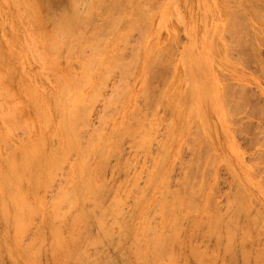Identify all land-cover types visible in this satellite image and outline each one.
<instances>
[{"label":"rangeland","instance_id":"1","mask_svg":"<svg viewBox=\"0 0 264 264\" xmlns=\"http://www.w3.org/2000/svg\"><path fill=\"white\" fill-rule=\"evenodd\" d=\"M73 1L74 0H35V1L34 0H0V43H1V45H0V54H1L0 58L3 59V60L0 59V113H1L0 114V160H1L0 161V178L1 177H2V179L5 178V180H2L0 182V203L3 204V202L5 200H8L9 198L11 200L12 199L14 200V197L17 198V195L19 193H20V196H22V193H23V196H22L23 198H20V200H18V203L16 201L15 204L20 207V204L24 203L23 206L21 205L22 206L21 209L23 208V210H24L26 208L24 210V212L26 211V214H25L23 212V210H21L22 212L18 211V209H19L18 206L16 207L17 209L14 207L16 205L14 204L13 200H12L13 202H9V203L6 201L9 206L6 205V202L4 204L6 207L8 206L11 211L10 210L8 211V208L5 209L4 206L0 204V206L3 207L4 211H8L10 213V214H8V215H10L8 217L10 219L9 220L6 218L7 215L5 216V214H7L8 212L3 213L2 210H0V264H17V263L18 264H33L35 262H36L35 264H38L39 260H40V264H56L58 259L60 260V263L59 262L58 263L62 264V261L64 260L63 257L66 258V260L63 261V263H65V264H77V263L83 264V262H84V264H150V263L151 264H159L160 261H161L160 264H176L175 261L177 262V264H256L257 262L260 263L261 261L264 263V255L262 254V253H264L263 252L264 251V123H263L264 122V7H263L264 1L263 0H261V1L260 0H237V1L236 0H230L228 2V0L227 1L226 0L225 1L224 0H220V1L219 0H151V2L148 3L150 0L149 1L147 0V3L149 4V8H150L149 10H151V12H149V10L148 11L146 10L148 8V7L146 8L147 3H145V7L143 8L142 1L146 2L145 0L139 1V5H140V6L138 5L139 9L137 6L138 0H130V2H129V0H127V2H126V0H114V1L113 0H99L101 3L98 0H80V1L75 0L74 3H76V2L79 3L78 4L79 7H77L78 6L77 3H76V7H75ZM117 1H118V3H117ZM112 2H113V4L111 5ZM114 2H116V3H114ZM128 2H129V4H128ZM152 2H154V3H152ZM91 3L93 4L92 6H91ZM133 3H134V5H133ZM241 3H243V4H241ZM97 4H99V6ZM227 4L229 5L230 8L228 7ZM71 5H73L74 10H73V7ZM22 6H23V9H22ZM88 6H89V8H88ZM135 6H137V9L139 11H141V10L145 11L146 10L147 12L150 13V14L149 13L146 14V11H145V14H146L145 15L144 12L142 13V11L141 12L138 11L139 13H142L139 15V16H141L142 22L139 21L140 17L137 16L138 12H136L137 9L135 8ZM141 6L143 9L140 10ZM91 7H93V9H91ZM94 7L98 8V9H95ZM121 9H124V11ZM227 9H228V11H227ZM87 10H89V11H87ZM120 11L122 14L120 13ZM223 11L224 12L227 11V12L224 13ZM66 12L68 13L69 17H72V16H70L71 14H73V15L77 14V16L79 15V18H77V16H76V18L72 17V20H70L71 18L69 19V17H67L68 19H66V20H69L68 22L74 21L73 18L76 21L78 19H80V22H81V20H82V18H84V16H86L84 19H86V18L87 19L91 18V19L87 20L86 22L82 21V22H84V24L81 22L82 26H81V24L79 25V22H76V21L70 22L71 24L68 27L69 23L67 21H64L65 20L64 18H66V16H67ZM69 12H70V14H69ZM88 12H89V14H88ZM78 13H80V14H78ZM95 13H97L98 15ZM134 13H137L135 15L139 18L135 17ZM63 14H64V16H63ZM85 14H87V15H85ZM110 14H111L112 18L109 17L110 18L109 19L108 15L110 16ZM228 14H229V16L230 15L231 16L229 17ZM122 16L123 17L125 16V17L123 18ZM131 16L135 18L134 21L131 20V18H132ZM226 16H228V17H226ZM61 17H64V18L61 19ZM117 17H119V18L122 17V19L121 18L119 19ZM125 18H126V20H124ZM58 20H60V22ZM62 20L65 23L67 22V24H65ZM109 20H110V22H109ZM130 20L132 21V23L134 22L136 25L138 24L137 25L138 27L134 26L135 27L134 28L133 27L134 23L131 25ZM136 20H138L139 22H137ZM229 20H230V22H229ZM88 21L90 22L89 24H88ZM62 22L65 25V27L63 26L64 27L63 30L61 29V27H62L61 24H63ZM55 23L57 24V27H56ZM73 23H75V24H73ZM85 23L88 25L87 28H86ZM95 23H96V25H95ZM226 23H227L228 29L225 28ZM13 24H14V26H13ZM92 24H94L95 26ZM102 24H103V26H102ZM114 24H115V26H113ZM118 24H120V25H118ZM128 24L132 26V29ZM111 25L115 29L112 28ZM116 25L118 27H116ZM152 25H154L153 26L154 28L152 27ZM229 25H231V26H229ZM36 26H38V28H36ZM77 26H79V27L77 28ZM93 26H94V28H93ZM139 26L141 28L140 30L143 29L142 31H139V29H138ZM247 26H249V28ZM75 27L78 29V31H77V29L76 30L71 29V28H75ZM101 27H102V29H101ZM69 28H70V30H74V32L69 31V33H65L66 31L69 30ZM80 28H81V30H80ZM98 29H100L101 31H99ZM108 29H109V31H107ZM225 29L227 31H225ZM229 29H230V31H229ZM54 30H56L55 31L56 33L54 32ZM132 30L133 31L135 30V32H133ZM61 31L65 33L66 37L64 34L61 35V33H62ZM92 31H93V33H92ZM97 31H98V33H97ZM224 31L227 32L228 34L227 33L225 34ZM128 32H130V33L133 32L134 34L133 33L130 34L129 35L130 37H129ZM251 32H252V35H251ZM54 33L56 35L57 41L55 39H54L55 41H53V38H55V36H53ZM119 33L122 34L124 42H123L122 38L120 37L121 35ZM123 33H125V34H123ZM49 34H51V35H49ZM67 34L68 35L70 34V35L68 36ZM85 34H86V36H84ZM90 34L92 35V39H91ZM63 35H64L66 43L64 42V38H62V40H63V44H62L61 38L59 36L63 37ZM125 35L128 36L127 39L129 41L127 40L125 42V40H126V39H124V37L126 38ZM118 36L120 39V40L118 39V41H120V43H119L120 45L117 43L118 41L116 40ZM51 37H52V42H54L53 44H51L54 46V47L52 46L53 50L55 49V47H57V45L56 46L54 45L55 42H57V43L61 42L60 47L62 45L63 48L62 47L60 48L59 44L57 47L59 49L60 53L56 52V51L53 52L50 49L51 47L49 46V44H50L49 40H51ZM81 37H84V38H81ZM93 37L95 39H98V37H101V42H100V40H99V42L96 40L98 42V44L100 43L101 48L99 47V45L97 43H95L96 41L94 40ZM115 37H116V39H115ZM46 38H48V39H46ZM223 38H225V39H223ZM105 39H107V40L105 41ZM168 39H169V42H167ZM92 40L95 41V42L93 41V43H95L93 45H92ZM114 40H116V41H114ZM121 40L123 43H121ZM90 41H91V43H90ZM102 41H104L105 44ZM171 41H173V42H171ZM228 41L231 43H229ZM73 42L76 43L75 44L76 46L74 45ZM159 42H160V44H159ZM46 43L48 45H45ZM139 43H141V44H139ZM142 43H144V44H142ZM232 43H234V44H232ZM12 44H14V45H12ZM112 44L113 45L115 44V45L113 46ZM117 44L120 47H122V46L123 47L119 48V46H117ZM229 44H230V46H229ZM87 45H88V47L89 46L90 47L87 48ZM94 45L96 47L97 46L99 47V48L97 47V51H99L98 52L99 56H100L101 51H102L101 49H103V51H102L103 56L101 55L102 57H99L98 54L94 52V50H95V49H93V48H95ZM126 45H128V46L126 47ZM217 45L220 46L221 48L218 47ZM48 46L50 48H48ZM64 46H65V48H64ZM115 47H116V49H115ZM228 47H229V49H228ZM139 48H141V49H139ZM49 49L51 50V52H49ZM58 49H57V51H58ZM69 49H71L72 51ZM98 49H100V50H98ZM120 49H122L123 52H121L122 50H120ZM151 49H152V51H154V49H155V52H153L154 54L152 53ZM157 49H159L158 50L159 53H158ZM1 50H3L2 51L3 54L1 53ZM114 50H116V51H114ZM117 50H119V51H117ZM134 50H136V51L134 52ZM47 51L53 57V59L51 57H49L50 56L49 54L47 55V53H48ZM137 51H139V52H137ZM67 52H70L72 56L69 55L70 53L66 54ZM110 52H112L113 54ZM116 52H118L119 54H117ZM136 52H137V55H136ZM146 52H147V55H146ZM54 53H55V55H52ZM91 53L92 54L95 53L97 55V57H96L94 54V56L96 57V58L94 57L96 59L94 61V63L92 62L94 59L92 60L89 58V57H91ZM115 53L118 56V59H119L118 61L123 62V63L120 62V64H122V66L119 65V67H118V64H119L118 63V64H116L117 66L114 67L115 64L111 63V62H113V60H115L117 58V56H115ZM110 54L112 56H114L115 59L112 58V56ZM155 54L157 56H155ZM2 55H4V56H2ZM158 55L160 57H158ZM107 56L108 57L111 56L110 59L112 58V60L106 59ZM135 56L140 57L139 63H138V59H137L138 57L135 59ZM143 56H144V58H143ZM146 56H148V57H146ZM120 57L122 59H120ZM152 57L154 58V60H155V57H157L158 59H156V61H153ZM47 58H49V59L51 58L50 61ZM54 58H55V60H54ZM64 58L66 60H64ZM71 58H73V59H71ZM88 58H89V65L87 64ZM92 58H93V55H92ZM99 58H101L102 60ZM97 59L100 60V63H98V64H97V62H99V60H97ZM237 59H238V61H237ZM81 60H82V62H81ZM151 60L153 62H155L154 63L155 66H152ZM157 60H158V62H157ZM159 60H160V62H159ZM115 61H117V60H115ZM66 62H68V63H66ZM104 62H105V64H104ZM124 62L126 63L127 68L131 67L128 64L129 62L134 67H131L130 69L126 68V70H124L125 69L124 68L125 67ZM143 62H144V64H143ZM52 63H54V64H52ZM12 64H14V65H12ZM93 64H94V66H93ZM100 64H102V65L97 66ZM127 64H128V66H127ZM11 65L13 67H9ZM87 65L93 66V68L92 67L89 68ZM123 65H124V67H123ZM95 66H97L98 69H94V68H97ZM111 66H112V69L110 68ZM149 66L150 67L152 66V67L148 68ZM60 67H63V68L61 69ZM122 67H123V71H122ZM135 67H136V69H135ZM170 67H171V69H170ZM13 68H14V70L15 69L16 70L15 71L11 70ZM91 68L93 71L95 70L94 73L93 72L91 73ZM108 68H110V69H108ZM107 69L110 72V73L108 72V74L106 72V71H108ZM149 69H150V72H148ZM112 70H113V72H112ZM16 71H17V73H16ZM58 71H60V72H58ZM63 71H65V72H63ZM82 71H83V74L81 73ZM118 71H120V72H118ZM123 72H125V73H123ZM81 74L82 75L85 74V75L82 76ZM131 75H133V76H131ZM72 76H75V77H73L74 79L72 78ZM102 76H105V77L103 78ZM120 76H122V77H120ZM145 76H146V78H145ZM179 78H180V80H179ZM65 79H66V81H65ZM72 79L74 81H72ZM145 79L147 80V84H146ZM38 80H40V81H38ZM62 80H64V81H62ZM79 80L84 81V82H80ZM78 81H79V83H78ZM86 81H89V82L86 83ZM101 81L103 84L100 83ZM73 82H75V83H73ZM164 82H165V86H163ZM145 84L147 85V87L150 90L146 87ZM26 85H27V87H26ZM83 86L84 87L86 86V87L84 88ZM65 87L67 89H65ZM80 88H81V91H79ZM163 88H164V91H162ZM117 89H118V91H115ZM141 89L143 90L144 94H146V95H144L143 93L141 95V92H142ZM94 90H95V92H94ZM121 91H124V95H122ZM147 91H148V93H147ZM62 93H64L63 95L66 99L68 98L67 100L64 97H62ZM73 93L74 94L76 93L78 95H74ZM161 93H163V94L161 95ZM72 94L74 97L75 96L76 97L74 98L72 96ZM66 95H67V97H66ZM94 95H96V96L94 97ZM77 96H78V98H77ZM71 97H73L72 98L73 100L69 99ZM55 98H57V99H55ZM76 99L80 104L78 102H72L74 100L76 101ZM147 99H148V101H147ZM184 99H185V101H184ZM31 100H33V102ZM54 100H56V101L58 100V101L56 102ZM111 100H113V101L115 100V102H112ZM12 101H14V102H12ZM34 101H35V103H34ZM89 101H90V103H89ZM25 102H27V103H25ZM62 102H63V104H62ZM71 102L73 103L72 106H71ZM182 102H184V104ZM65 103L66 104L70 103L69 104L70 107L67 106V108H65ZM85 103L86 104L89 103V104L86 105ZM107 103H108V105L105 106ZM175 103L177 104L176 106H175ZM180 103H182L183 105ZM58 104H59V106H58ZM109 104L112 107H109ZM73 105H75V106H77V105L82 106L83 105V109H82V107L79 108L77 106L79 108V110H82V111L79 112L77 107L74 109L75 106L73 107ZM235 105H237V106H235ZM33 106H34V108H33ZM61 106H62L61 109L57 108V107H61ZM85 106H86V108H85ZM88 106H90L91 108H89ZM63 108H65V111ZM70 108H72L75 111L78 110L79 113L78 112H75V113L76 114L78 113V116H79V114H81L80 115L81 118H80V116L79 117L77 116V118H76V114L73 113V111L71 112V114L73 113L71 115L72 116L71 117L69 112H68L69 110L70 111L72 110ZM87 108H88V110H87ZM55 109H56L57 113L55 112ZM66 109H69V110L66 111ZM60 110L63 111V115L65 116V118H66V115L68 117L67 119H64V121L62 119V112ZM84 110H86L87 112ZM59 111L61 112V114ZM89 111H90V113H89ZM37 112H38V114H37ZM64 112H66V114H64ZM41 113H43L44 115H42ZM131 113L133 114L134 117H132ZM74 115H75V117H74ZM84 115L87 118L86 117L83 118ZM128 115L129 116L131 115V116L129 117ZM153 115H154V117H153ZM43 116L46 119L43 118ZM69 116L71 118H69ZM138 116L142 119L143 123L139 122L141 119L139 120ZM73 117L76 118L77 120L76 119L74 120ZM42 118H43V121H42ZM102 118H104V119H102ZM127 118L129 120H127ZM136 118L138 119V121ZM68 119H70V121H68ZM134 119H136V120H134ZM44 120H45V122H44ZM143 120H145V121H143ZM147 120H148V122H147ZM12 121H14L15 123H13ZM76 121H78V123ZM100 121H101V123H100ZM103 121L104 122L106 121V124ZM156 121L158 124L156 123ZM159 121H160V123H159ZM74 122H76V125L80 126L79 127V128H81V129H79L80 133L78 132V128L76 125L75 126H76L77 130L75 128H72ZM84 123H85V126H84ZM66 124L71 125V128L75 129V131H77L76 134L78 136L74 137V135H76V134H74L75 132L73 133L72 129L71 128L69 129V127H68L69 125H66ZM101 124H102V126H100ZM125 124H126V126H125ZM141 124H143L144 126ZM45 125H47L48 127ZM64 125H66V126H64ZM104 125H106V126H104ZM148 125H150L151 129H149ZM42 126H44L45 128H43ZM60 126H62L64 128H61ZM127 126H129V127L127 129H124ZM130 126H132V129ZM136 126H139V127L135 128ZM168 126H170V127H168ZM173 126H175V127H173ZM17 127L20 129H18ZM144 127L146 129L148 128L149 131L145 130ZM200 127H201V129H200ZM133 128H135V130H133ZM140 128H141V130L143 128V130L141 131ZM172 128H173V130H172ZM58 129L60 130V132ZM63 129L64 130L68 129L69 132L71 130V133H67V134H70L72 137H70V135H68V137H69L68 138L67 134L65 132H62ZM99 129H101V130L99 131ZM124 130H126V131H124ZM136 130H138V131H136ZM150 130H151V134H150ZM153 130H155V131H153ZM65 131L68 132L67 130H65ZM91 131H92V134H91ZM93 131L96 132V134H97L96 136H98L96 138L97 140L95 139V134ZM133 131H134V133H133ZM190 131H191V134H188V133H190ZM81 132H82V134H81ZM129 132H131V133H129ZM142 132H144L143 134H145V135H143ZM195 132H197V133H195ZM46 133H48L49 135ZM127 133H129L127 136H123V135H126ZM137 133L139 134V136ZM56 134H57V136H56ZM146 134H148V135H146ZM54 135H55V137H53ZM188 135H189V137H188ZM191 135L192 136L194 135L193 136L194 138L191 137ZM200 135H201V137H200ZM114 136L117 139H115ZM141 136L143 137V139ZM145 136H147V137L145 138ZM1 137H3V138H1ZM77 137L79 140L75 139L76 140L75 142L78 143V141H80L79 142L80 144L78 143V144L73 145V146H75L74 147L75 150L77 148L76 151L71 150L72 149L71 143H73V141H74V140H71V138L73 139V138H77ZM150 137L152 138L151 139L152 142L149 139ZM49 138H51V139H49ZM66 138H68L69 141H66V140H68ZM81 138H82V140H81ZM87 138H89V139L91 138L92 140H89ZM101 138H102V140H101ZM136 138H138V139H136ZM147 138H148V140H147ZM180 138H181V140H180ZM1 139H3V141H1ZM119 139H121L122 141L120 142ZM139 139H141V141H139ZM43 140H45L46 143ZM70 140L72 142L70 143V146H69L68 142H70ZM85 140L89 142L88 145L92 143L93 147L90 146V149L91 148H93L94 150L97 149L96 151H98V152H96V154L94 153V155H93L91 153L94 152V150L93 151L90 150L91 151L90 152L91 156H90L89 152L87 151L88 156H87V154H85L86 156L82 157V158H85L86 160L88 159L87 162H89L88 163L89 166L88 165L87 166L89 168L85 167L86 168L85 169L83 167V169H81L82 166H85L87 164V162H86V164H84V162L86 160L83 161V159L81 157H79L80 153H81V155L83 154V156H84V153H86L84 151L85 148L82 145V144H84V145L86 144ZM115 140H117L118 142L116 143ZM136 140H138L140 142V143L138 142V146H137V144H135V143H137ZM154 140H155V142H154ZM56 141L58 144L56 143ZM81 141H83L84 143ZM90 141H91V143H90ZM93 141L94 142L97 141V143H94ZM205 141H207V142H205ZM119 142H120V144H119ZM132 142H135V143L133 144ZM141 142H144L143 145ZM7 143H9V144H7ZM148 143H149V146H148ZM186 143H187V145H186ZM40 144H42L43 146ZM95 144H96V146H95L96 149L94 148ZM114 144H116V145L119 144L120 146L119 145L117 147H116V145L112 146ZM139 144H141L140 147H139ZM159 144H161V145H159ZM7 145H9V146H7ZM10 145H12V146H10ZM77 145H80L79 148ZM88 145H87V147H88ZM104 145H106V146H104ZM38 146L40 147L39 154H41V155H39V154L38 155L44 156V154L46 153L47 154V155L45 154L46 157L42 156V157H39V159H37L38 155H35V154L38 153V151H39ZM41 146H42V148H41ZM141 146H143V147L148 146V147H146V149L144 147V149L142 150ZM187 146H188V150H187ZM67 147L71 148L70 151H68V152L66 151V150H69V149H66ZM80 148H81V152H80ZM111 148H112V150H111ZM53 149H55V151ZM113 149H114V152H110V151H113ZM196 149H198V150H196ZM9 150H10V152H12V151L13 152L10 154L8 152ZM33 150L34 151L37 150V152H35L33 154V152H34ZM52 150L54 153L52 152ZM87 150H88V148H87ZM49 151L51 152V154ZM72 151H74L75 153H73ZM27 152H29V153L27 154ZM100 152L102 153L101 154L102 156L100 155ZM22 153L24 156H22ZM29 154L30 155L32 154L31 155L32 157L36 156L37 158H33L32 159L33 161H32L31 157L29 158V156H30ZM11 155H13V156H11ZM49 155H50V157H49ZM51 155H53V156H51ZM112 155H114V156H112ZM259 156H261V157H259ZM22 157H24V158H22ZM26 157H28V160ZM86 157H88V158H86ZM43 158L47 159V160L45 161ZM48 158L50 160H48ZM21 159L25 160V162L26 161H28V162L25 163ZM34 159H36V160L34 161ZM53 159H55L56 161ZM79 159H80V161L82 159V161L80 163L83 162L84 165L83 164L81 165L79 163V161H78ZM261 159H263V160H261ZM30 160L33 162V165H32V162H29ZM103 160H105V161H103ZM1 162H3V163H1ZM15 162H16V164H15ZM76 162L79 164V166L80 165L81 166L79 167ZM161 162H163L162 165H161ZM20 163H22L24 165L26 164L25 168L23 167L22 164L20 165ZM28 163L31 164L33 167L31 165H29ZM61 163H64L63 167H62ZM10 164H12V165H10ZM14 164L20 166L19 169L17 167L18 174H20L19 176H17L18 174H17V171L15 169L16 166H14ZM40 164H42L43 166H41ZM28 165L32 168V170L30 167H28ZM38 165L41 167L39 168ZM207 165H208V167H207ZM57 166H59L60 168ZM51 167H52V170H50ZM78 167H79V169H77ZM104 167H105V169H104ZM146 167H147V169H146ZM37 168H39V170ZM57 168H59V169H57ZM22 169H24V171H27L24 174L25 176L23 178L24 179L23 181H22L23 175L21 173H24V172L22 171ZM26 169H28V170H26ZM99 169L102 170L101 173H100ZM162 169H163V171H162ZM19 170H21V171L19 172ZM49 170H50V172H49ZM84 170H85V173L87 171H88V173L87 174L83 173ZM148 170H149V172H148ZM158 170L161 173H159ZM3 171H5V172H3ZM31 171H33L34 174H32ZM45 171H47L49 173H51L53 171L54 172H53V174H51V177H49L50 175H48V173ZM194 171L196 172V175H195ZM30 172L32 175L30 174ZM81 172H82V174H81ZM2 173L6 174V175H4ZM26 173H29V174H26ZM37 173H39V174L44 173L43 175H45L46 180H44L45 179L44 176H41L42 180H38V182L36 183L35 179H37L38 177L35 178V176H37ZM134 173H135V175H134ZM98 174H99V176H98ZM101 175H103V176H101ZM115 175H116V177H115ZM33 178H35L34 179L35 181L33 180ZM48 178L50 179V181ZM91 178H93V179H91ZM193 178L196 181H193ZM19 179H20L21 184L19 182ZM127 179H128V181H127ZM167 179H168L169 183L167 182ZM16 180H17V182H16ZM43 180L46 182V184H44L45 182L44 183L41 182L42 184H40V186H41L40 187L38 185V183H40V181H43ZM100 180H101V182H100ZM6 181H8V182H6ZM34 182L40 187L41 190L39 189L38 186L37 187L39 190L38 189H37V191L35 190L37 187L35 188ZM120 182H121V184H120ZM137 182H139V183H137ZM12 183L14 186L12 185ZM16 183L19 186H21L20 187L21 190H19L20 188L18 185H15ZM50 183H51V185H50ZM100 183L102 185H100ZM167 183H168V186H167ZM201 183H202V186H200ZM43 184H44V186H43ZM182 184H183L184 188L182 187ZM191 184H192V188L195 187V188H193V191H192V188L190 186ZM103 185H104V187H103ZM188 185H189V187H188ZM11 186H12V188H11ZM45 186L48 188H46ZM95 186H97L99 188V190L97 188L98 191H96ZM101 186L103 189L100 188ZM44 187L48 190L44 189ZM134 187H136V188H134ZM198 187H200V188H198ZM93 189H95V191ZM114 189H117V190H114ZM135 189H138V190H135ZM181 189H183V190L181 191ZM200 189H201V191H199ZM166 190L168 191L167 193H166ZM212 190H213V192H212ZM13 191H14V193L16 191V196H14L15 194L13 193ZM82 191L85 193H87V191H88V193H91V194L93 191V193H99V194H92V195L89 194V195H91V196H89L87 193V195L85 196L84 195L85 193L82 194ZM102 191H103V193H101ZM174 191H176V192L178 191V192L175 194ZM190 191H192V192H190ZM233 192H234V194H233ZM179 193H180V196L176 197V195L177 194L179 195ZM198 193H200V194H198ZM100 194H102V195L100 196ZM165 194H167V196ZM170 194H172V195H170ZM3 195H4V197H3ZM56 195H57V197H56ZM82 195H84V196H82ZM93 195L94 196L96 195V200L92 199V198H94ZM187 195L190 197H188ZM194 195H196V196H194ZM211 195H212V197H210ZM99 197L101 199H99ZM171 197H173V198H171ZM174 197H176V202H175ZM3 198H4V200H3ZM178 198L181 199V201H179L180 204L182 203L181 205L177 201ZM10 199L8 201H10ZM17 199H19V196ZM21 199H23L24 202L19 203L21 201ZM56 199L63 201V203L65 200V203L63 205L61 203L62 207H59L60 206L59 202H61V201L56 200ZM102 199H103V201H102ZM171 199H173V200H171ZM82 200L84 203H82ZM88 200L89 201L92 200V202H93V200H95L93 202L94 204H92V202H89ZM1 201H3V202H1ZM38 201H39V203H38ZM56 201H58V202H56ZM171 201H173V203H176V204L178 202L179 205L178 204H177L178 206L176 205V208H178L180 206L178 208L179 210L176 209L178 211L175 210V208H174L175 205L171 204ZM25 202L27 205H25ZM88 202H89V204H88ZM95 202L98 205H96ZM115 202H117L118 204L120 203V205H117V203H115ZM169 202H170V205H169ZM10 203L12 204V206L14 205L13 206V209L15 208L14 210L11 208ZM28 203H29V206H28ZM69 203H71V204L74 203L75 205L77 204V206L72 207V205ZM99 203H100V206H99ZM183 203H184V205H183ZM51 204H52V206H53V204H54V206L56 205V207H58L57 208L58 211L59 210L62 211V209H63V211H62L63 213L60 211L59 213H62L60 215L58 213V211H56L58 213V215L56 214L57 215L56 216L55 214H53L52 210H51V209H53V207L51 206ZM166 204L169 206H167ZM91 205H95V207L91 206ZM115 205H116V207H115ZM213 205H215L216 207ZM69 206L71 209L69 208ZM97 206H99L101 209H103V211H104V209L108 210V212L104 211V213H103V211H101V209H99V207L97 208ZM171 206H174L173 207L174 211H173V209L170 210V208H172ZM185 206H187V207H185ZM194 206H196V209H194L195 208ZM50 207H52V208H50ZM156 207L158 209H156ZM163 207H168V209H166V208L164 209ZM37 208H39L41 211ZM85 208L88 211L90 209L92 211L97 209V210H95L97 213H93L92 211L88 212V211H86ZM154 208H155V210H154ZM210 208H212V209H210ZM28 209H30L31 214L33 213V215H35L33 220H32L33 216L29 213ZM31 209L32 210L34 209L33 210L34 212ZM48 209H49V211H47ZM54 209H55V207H54ZM206 209L208 212H206ZM15 210H17L15 213L17 216H18V212L22 213L21 215H19V217H21L24 214L22 217H24L25 221L27 220L26 221L27 224H25L24 220L22 218V222L24 223V225H26V227H23L24 225L22 226V224L19 220L20 225L23 227L21 229L25 228L24 230H21L18 225H17L18 228L16 226V229L13 228L14 226H12V225H16L15 221H17L16 220L17 217L15 218L16 215L14 214ZM37 210H38V212H37ZM110 210H112V211H110ZM164 210H169V212L170 211L171 212L167 213V211H164ZM187 210H189V211H187ZM190 210H193V211H190ZM80 211H82V212L86 211V215H84V213L83 214L81 213L83 216L80 214L82 216V218L86 217L89 219V217L91 215L90 219L86 220V218L85 219L81 218L78 220V218H77V220H76L77 216L81 217L78 215L80 213ZM27 212L32 217L30 215H28ZM53 212H55V211H53ZM67 212H68V214H67ZM87 212H88L89 217L87 216ZM91 212L93 214H95V216L92 215ZM112 212H113V215L115 217H111V216H113V215H111ZM173 212H176L175 214L177 216L176 215L174 216ZM213 212L215 213V215H218V216L221 214L220 215L221 220L218 219V222H219V220H220V222L219 223L217 222L216 225L213 224L214 225L213 227H216V228L212 229V225H210V224H212V221H213V223H215V218H216V216L213 214ZM1 213H2V215H1ZM109 213L111 216L109 215ZM190 213H191V215H190ZM12 214H13V216L15 215L14 218H13ZM102 214H104V215H102ZM168 214L169 215L171 214L170 215L171 217ZM26 215H28L26 218L30 217V218H28L29 222H28V219L25 218ZM50 215H54V216H50ZM163 215H165V216H163ZM167 215L169 216L170 219L173 218V224L171 223L172 225L169 224L170 219L168 218ZM2 216L6 218L5 221H4V219H1ZM55 216H56V218H54ZM61 216L65 217L64 220H61L63 223L57 222L58 219H62ZM106 216H109V218H110L109 219L107 217L108 221H104L105 219L107 220ZM210 216L211 217L215 216L214 220H213V218L210 219ZM229 216H231V217H229ZM237 216H239V219ZM98 217H100V218H98ZM103 217H104V220H103ZM174 217H178L179 220H177V218H174ZM235 217L238 221H235L236 220ZM18 219H20V218H18ZM54 219L55 220L57 219V220L54 221ZM74 219H75V222H74ZM113 219L115 222H113ZM166 219H168V221H166ZM203 219H205V220H203ZM231 219H232V221H231ZM6 220H8L9 222ZM12 220L13 221L15 220V221L13 222ZM46 220H48V221H46ZM50 220L52 221V223L50 222ZM206 220H208L210 223H208ZM53 221L55 223L60 224L59 229L61 227V232L63 229L62 234L60 232H59L60 234L59 233L54 234L55 237H56V235L59 234L58 239L60 241L62 240V242L59 241L61 245L63 244V242L65 240L64 244H66V246H67L66 242L70 241L69 239H72V237L74 235L78 234L77 237L78 238L81 237V239L79 238V240H78V238H76V240L73 239L74 244L76 241H78V242H76L75 245L71 244V242L73 243V240L68 242L70 244H68L67 249L70 247V250H66L65 249L66 246L64 244L62 245L63 247L60 245L61 248L59 245H57V243L55 244V242L58 239L55 238L53 236V233H51V232L59 231V229H58V227L55 228L57 224L53 223ZM80 221H81V223H80ZM100 221H101V223L102 222L104 223V224L103 223L102 224L100 223V224L105 229H101L102 227L100 228L101 225L98 224V222H100ZM150 221H151V223H150ZM164 221H166V222H164ZM176 221H178V222H176ZM201 221H204L203 222L204 224ZM230 221H231V223H230ZM233 221H235V222H233ZM3 222H5V223H3ZM167 222H169V223H167ZM174 222H176L178 225H176ZM10 223L11 224L13 223V224L11 225ZM28 223H30V224L28 225ZM43 223H45V225H43ZM76 223H77V227L75 226ZM200 223L202 225H200ZM225 223H226V225H225ZM51 224H52V226H51ZM70 224H71V226H70ZM72 224H74V225L72 226ZM89 224H92V225H89ZM111 224H114V226L113 225L111 226ZM164 224H165V226H163ZM245 224H246V226H245ZM27 225L30 227L27 228L28 227ZM64 225H65V227H64ZM79 225L82 227H80ZM117 225H119L118 226L119 228L117 227ZM146 225L147 226L151 225L150 229L148 227V229L150 230L149 233H146L148 230V229H146L147 228ZM166 225H169L168 227H171V226L174 227L175 226L177 230L176 231H175V229L172 230V227L170 229ZM219 225H221V226H219ZM228 225H230V226H228ZM198 226H199V228H198ZM210 226H211V228H210ZM52 227H54L55 229H53ZM72 227H74L73 230H71ZM75 227H76V229H75ZM44 228H45V230H44ZM83 228H86L85 231ZM99 228H100V230H99ZM152 228L154 229V232H157L159 234L158 237L160 236V238H161V236L163 235V238H166L164 240H163V238H161L164 242V244H163L164 248H162L163 246L156 247V249L162 248L161 251H160V249H158V251L164 252V253L163 252L160 253V256L158 255V257L160 259L158 257H155L159 253H157L158 251L154 247L158 246V245L160 246V243L162 242V240L161 239L157 240L158 237H157V239H155L154 235H156V233L153 232L154 235H152L153 236L152 238L157 240V241H154L153 244L155 242L160 241V240H161V242L158 243V245H153L154 247L151 245L152 242L150 241L151 238L149 237V235L153 231ZM51 229L55 230V231H52ZM214 229H216V230L213 231ZM244 229L246 231H244ZM69 230H70V232H69ZM81 230H83V231H81ZM101 230L103 232H104V230H108V231H106L107 234H106V232H104V234H103ZM159 230H161L162 234H160ZM247 230L248 231L250 230V232H248ZM73 231L76 234L72 233ZM88 231H89V233H88ZM205 231L206 232L209 231V232L205 233ZM65 232L67 233V236H65ZM164 232L166 235L164 234ZM176 232H178L177 238H179V239H177V238L175 239V237L177 235V234H175ZM212 232H214V233L217 232L218 234L217 233H216L217 235L214 233L212 234ZM226 232H228V233H226ZM243 232H244V234H243ZM70 233L73 235H71ZM15 234L18 236H14ZM68 234H70L71 236ZM168 234H169V236H168ZM174 234H175V237H174ZM19 235H20V238H18ZM108 235H110V236L108 237ZM138 235H139V237H138ZM164 236H166V237H164ZM241 236H243L244 238ZM4 237H5V241H4ZM14 237H17V239H19L21 241V242L19 241L20 242L19 245H16L17 240L15 241L16 238L14 239ZM41 237L43 238V240H45V243H44V241H42ZM53 237L56 239L55 242L53 241V240H55V239H53ZM61 237H62V239H61ZM63 237H64V239H63ZM69 237H71V238H69ZM88 237H89V241H88ZM92 237H93V239H92ZM146 237H148L150 239H147ZM170 237H173L175 239V241H173L174 240L173 238H172L173 240H171ZM231 237H233V238H231ZM94 238H96L97 240ZM66 239H67V241H66ZM82 239H85L86 242L83 241ZM138 239H140V240H138ZM169 239L171 240L170 242H169ZM244 239H246V240H244ZM137 240H138V242H137ZM166 240H168L167 241L168 242L167 247H165ZM243 240L246 242L244 243ZM39 241L40 242L42 241L43 244H41ZM146 241L148 244H146ZM228 241H230V242H228ZM13 242H15V243H13ZM31 242H33V243H31ZM79 242H80V245L78 244ZM149 242H151V243H149ZM241 242L243 243V245ZM137 243H139V244H137ZM3 244H7V245L5 246ZM54 244L57 245L58 247H56ZM32 245H33V247H32ZM71 245H73L72 248H71ZM140 245H141V247L137 248V246H140ZM151 246L156 250V253L154 252L155 250H151V248H152ZM169 246H170V248H169ZM173 246H174V248H173ZM8 247L11 249H9ZM14 247H16V248H14ZM83 247L84 248L87 247V248L84 249ZM25 248L28 250H25ZM56 248H58L57 253H55L57 251ZM144 248H146V249H144ZM34 249L38 252L36 253L34 251ZM59 249L61 251L62 250L63 251L62 252L60 251V253H59ZM74 249H75V251H74ZM82 249H84L83 250L84 252L82 251ZM138 249H141V250L139 252H137ZM142 249L147 251V253L145 251L144 252L146 253V256L148 255L147 256L148 258L146 256H142L143 255ZM148 249H150L151 251ZM164 249H165V251H164ZM167 249L169 250V252ZM180 249L182 252L180 251ZM8 250H10V251L8 252ZM65 250H66V252L68 251V253H65ZM170 250H171V252H170ZM247 250H249V251H247ZM53 251H54V253H53ZM141 251H142V254H141ZM17 252H19V253H17ZM49 252L50 253L52 252L51 254H53V255H51ZM77 252H79V253H77ZM148 252L151 253L150 255H153V256H150L148 254ZM153 252H154V254H153ZM172 252H174L175 254H173ZM71 253H72V256H71ZM81 253H83V254H81ZM136 253L141 254V256L136 254ZM199 253L202 254L201 258L199 256L200 255ZM245 253H247V254H245ZM26 254H27V256H26ZM55 254L58 257L60 256V258L56 257ZM258 254H259V256H260V254H262V256L259 257ZM37 255L40 259L37 257ZM79 255H81V256L83 255V256L80 258ZM137 255L139 257H137ZM19 256H21V258ZM25 256L28 257V259H26ZM33 256H35L36 259L33 258ZM73 256H75V257H73ZM161 256H162V258H161ZM202 256H204V257L202 258ZM11 257L12 258L14 257V259H10ZM140 257H141V259H139ZM149 257L150 258L152 257V258L149 259ZM262 257H263V259H262ZM31 258L33 260L35 259L34 260L35 262L33 260L31 261ZM72 258H74V259H72ZM22 259H23L24 263H23ZM37 259H38V261H37ZM199 259H201V260H199ZM139 260H140V262H139ZM156 260H158V262ZM29 261H31V263H29ZM95 262H97V263H95Z\"/></svg>","mask_w":264,"mask_h":264},{"label":"bare ground","instance_id":"2","mask_svg":"<svg viewBox=\"0 0 264 264\" xmlns=\"http://www.w3.org/2000/svg\"><path fill=\"white\" fill-rule=\"evenodd\" d=\"M34 1H35V0H34ZM74 1H75V0H74ZM74 1H73V3H74ZM79 1H80V0H79ZM98 1H99V0H98ZM113 1H114V0H113ZM139 1H140V0H138V4H137V6L139 5ZM141 1H142V0H141ZM145 1H146V2L142 1L143 8L145 7V3H147V0H145ZM148 1H149V0H148ZM219 1H220V0H219ZM224 1H225V0H224ZM226 1H227V0H226ZM229 1H230V0H228V2H229ZM236 1H237V0H236ZM260 1H261V0H260ZM263 1H264V0H263ZM30 2H31V1H30ZM93 2H94V1H93ZM99 2H100V1H99ZM126 2H127V0H126ZM129 2H130V0H129ZM129 2H128V4H129ZM131 2H132V1H131ZM133 2H134V1H133ZM143 2H144V3H143ZM150 2H151V0H150L148 3H150ZM221 2H222V1H221ZM241 2H242V1H241ZM76 3H77V2H76ZM76 3H74L75 7H76ZM83 3H84V2H83ZM89 3H90V2H89ZM100 3H101V2H100ZM100 3H99V4H100ZM102 3H103V2H102ZM107 3H108V2H107ZM114 3H116V2H114ZM117 3H118V1H117ZM134 3H135V2H134ZM134 3H133V5H134ZM136 3H137V2H136ZM148 3H147V4H148ZM152 3H154V2H152ZM152 3H151V4H152ZM225 3H226V2H225ZM225 3H224V4H225ZM28 4H29V3H28ZM31 4H32V3H31ZM78 4H79V3H77V5H78ZM99 4H97V5L99 6ZM109 4H110V3H109ZM112 4H113V2L111 3V5H112ZM147 4H146V8H147V7H148V8H147L146 10L148 11L150 8H149V4H148V5H147ZM224 4H223V5H224ZM241 4H243V3H241ZM29 5H30V4H29ZM88 5H89V4H88ZM92 5H93V4L91 3V6H92ZM125 5H126V4H125ZM160 5H161V4H160ZM227 5H228V4H227ZM71 6L73 7V5H71ZM119 6H120V5H119ZM137 6H135L136 9H137ZM139 6H140V5H139ZM139 6H138V9H139ZM77 7H79V5H78ZM102 7H103V6H102ZM155 7H156V6H155ZM225 7H226V6H225ZM228 7H229V5H228ZM263 7H264V6H263ZM88 8H89V6H88ZM88 8H87V9H88ZM94 8H95V7H94ZM100 8H101V7H100ZM120 8H121V7H120ZM123 8H124V7H123ZM143 8H142V6H141L140 10L143 9ZM229 8H230V7H229ZM22 9H23V6H22ZM70 9H71V8H70ZM91 9H93V7H91ZM95 9H98V8H95ZM124 9H125V8H124ZM124 9H121V10L124 11ZM138 9H137L136 12L139 11ZM14 10H15V9H14ZM71 10H72V9H71ZM73 10H74V7H73ZM89 10H90V9H89ZM89 10H87V11H89ZM118 10H119V9H118ZM146 10H145V11H146ZM225 10H226V9H225ZM66 11H67V10H66ZM123 11H122V12H123ZM141 11H142V13L144 12V14H145V11H144V10H141ZM141 11H139V12H141ZM147 11H146V14L149 13V12H151V10H149V12H147ZM215 11H216V10H215ZM227 11H228V9H227ZM227 11H226V12H227ZM229 11H230V10H229ZM79 12H80V11H79ZM95 12H96V11H95ZM126 12H127V11H126ZM139 12H138V15H137V16H139L140 14H142V13H139ZM223 12H224V11H223ZM226 12H224V13H226ZM60 13H61V12H60ZM63 13H64V12H63ZM66 13H67V12H66ZM72 13H73V12H72ZM85 13H86V12H85ZM92 13H93V12H92ZM120 13H121V11H120ZM241 13H242V12H241ZM14 14H15V13H14ZM69 14H70V12H69ZM78 14H80V13H78ZM82 14H83V13H82ZM88 14H89V12H88ZM90 14H91V13H90ZM95 14H97V13H95ZM112 14H113V13H112ZM121 14H122V13H121ZM135 14H137V13H134V15H135ZM146 14H145V15H146ZM149 14H150V13H149ZM230 14H231V13H230ZM39 15H40V14H39ZM47 15H48V14H47ZM74 15H75V14H74ZM74 15L71 14L70 16L76 18L77 14H76L75 16H74ZM85 15H87V14H85ZM97 15H98V14H97ZM152 15H153V14H152ZM55 16H56V15H55ZM59 16H60V15H59ZM63 16H64V14H63ZM82 16H83V15H82ZM106 16H107V15H106ZM106 16H105V17H106ZM126 16H127V15H126ZM137 16L135 15V17H137ZM228 16H229V14H228ZM228 16H226V17H228ZM230 16H231V15H230ZM230 16H229V17H230ZM243 16H244V15H243ZM14 17H15V16H14ZM37 17H38V16H37ZM45 17H46V16H45ZM53 17H54V16H53ZM67 17H69V16H68V13H67L66 18L61 17V19L64 18L65 20H64V19H63V20L68 22L69 20H66V19H68ZM72 17H69V19L71 18L70 20H72ZM85 17H86V16H84V18H85ZM92 17H93V16H92ZM102 17H103V16H102ZM109 17H111V14H110V16L108 15V18H109ZM115 17H116V16H115ZM122 17H123V16H122ZM122 17H120V18L122 19ZM124 17H125V16H124ZM124 17H123V18H124ZM131 17H132V16H131ZM139 17H140V18H139ZM139 17H137V18H139V21L142 22V21H141V16H139ZM149 17H150V16H149ZM261 17H262V16H261ZM23 18H24V17H23ZM58 18H59V17H58ZM77 18H79V15L77 16ZM84 18H82L81 22H82V21L86 22L87 20H90V19H91L90 17H89L90 19H87V18L84 19ZM93 18H94V17H93ZM93 18H92V19H93ZM111 18H112V17H111ZM117 18H119V17H117ZM120 18H119V19H120ZM137 18H136V19H137ZM153 18H154V17H153ZM245 18H246V17H245ZM257 18H258V17H257ZM55 19H56V18H55ZM109 19H110V18H109ZM134 19H135L134 17L131 18L132 21H134ZM150 19H151V18H150ZM225 19H226V18H225ZM228 19H229V18H228ZM241 19H242V18H241ZM63 20H62V21H63ZM73 20H74V21H70V22H75V21H76L74 18H73ZM104 20H105V19H104ZM111 20H112V19H111ZM113 20H114V19H113ZM116 20H117V19H116ZM124 20H126V18H125ZM131 20H130V21H131ZM58 21L60 22V20H58ZM58 21H57V22H58ZM64 21H63V22H64ZM106 21H107V20H106ZM121 21H122V20H121ZM132 21H131V23H130L131 25L134 23V22L132 23ZM136 21L139 22L138 20H136ZM136 21H135V22H136ZM226 21H227V20H226ZM22 22H23V21H22ZM37 22H38V21H37ZM55 22H56V21H55ZM59 22H58V23H59ZM63 22H62V23H63ZM67 22H66V23L64 22V23L67 24ZM70 22H68V23H69V24H68V27H69V25L71 24ZM76 22H79V25L81 24V26H82V23L84 24V22H82V23L80 22V19H78ZM97 22H98V21H97ZM97 22H96V23H97ZM103 22H104V21H103ZM109 22H110V20H109ZM118 22H119V21H118ZM118 22H117V23H118ZM229 22H230V20H229ZM231 22H232V21H231ZM50 23H51V22H50ZM64 23H63V24L60 23L61 26H62V27H61L62 30H63V28L65 27ZM89 23H90V22L88 21V24H89ZM96 23H95V25H96ZM120 23H121V22H120ZM150 23H151V22H150ZM153 23H154V22H153ZM9 24H10V23H9ZM25 24H26V23H25ZM55 24H56V23H55ZM73 24H75V23H73ZM77 24H78V23H77ZM85 24H86V23H85ZM111 24H112V23H111ZM115 24H116V23H115ZM115 24H114L113 26H115ZM121 24H122V23H121ZM141 24H142V23H141ZM141 24H140V25H141ZM231 24H232V23H231ZM33 25H34V24H33ZM35 25H36V24H35ZM37 25H38V24H37ZM92 25H94V24H92ZM95 25H94V26H95ZM118 25H120V24H118ZM128 25H129V24H128ZM131 25H129V26H130L131 29H132V26H131ZM137 25H138V24H137ZM137 25L134 23L133 27H134V26H137ZM142 25H143V24H142ZM225 25H226L225 28H227V23H226ZM243 25H244V24H243ZM13 26H14V24H13ZM63 26H64V27H63ZM75 26H76V25H75ZM87 26H88V25L86 24V28H87ZM94 26H93V28H94ZM99 26H100V25H99ZM102 26H103V24H102ZM111 26H112V25H111ZM111 26H110V27H111ZM113 26H112V28H114ZM123 26H124V25H123ZM153 26H154V25H152V27H153ZM229 26H231V25H229ZM229 26H228V27H229ZM39 27H40V26H39ZM56 27H57V24H56ZM78 27H79V26H77V28H78ZM83 27H84V26H83ZM105 27H106V26H105ZM116 27H118V26L116 25ZM130 27H129V28H130ZM137 27H138V26H137ZM141 27H142V26H141ZM150 27H151V26H150ZM247 27L249 28V26H247ZM36 28H38V26H36ZM77 28L75 27V28H71V29H75V30H76ZM88 28H89V27H88ZM112 28H111V29H112ZM122 28H123V27H122ZM122 28H121V29H122ZM129 28H128V29H129ZM134 28H135V27H134ZM153 28H154V27H153ZM153 28H152V29H153ZM217 28H218V27H217ZM4 29H5V28H4ZM8 29H9V28H8ZM55 29H56V28H55ZM96 29H97V28H96ZM101 29H102V27H101ZM114 29H115V28H114ZM119 29H120V28H119ZM125 29H126V28H125ZM138 29H139V31H142V30H143V29L140 30V29H141L140 26H139ZM227 29H228V28H227ZM230 29H231V28H230ZM230 29H229V31H230ZM233 29H234V28H233ZM244 29H245V28H244ZM34 30H35V29H34ZM52 30H53V29H52ZM80 30H81V28H80ZM98 30L101 31L100 29H98ZM116 30H117V29H116ZM123 30H124V29H123ZM231 30H232V29H231ZM55 31H56V30H54V32H55ZM69 31H71V32L73 31V32H74V30H70V28H69V30L66 31L65 33H69ZM77 31H78V29H77ZM107 31H109V29H108ZM132 31H133V30H132ZM137 31H138V30H137ZM225 31H227V30L225 29ZM225 31H224V32H225ZM229 31H228V32H229ZM232 31H233V30H232ZM61 32H62V31H61ZM61 32H60V33H61ZM130 32H131V31H130ZM130 32H128V36H129L130 34H132L133 32H135V30H134L132 33H130ZM224 32H223V33H224ZM233 32H234V31H233ZM52 33H53V32H52ZM55 33H56V32H55ZM55 33H54V35H53V36H55V38H53V41L56 40V35H55ZM58 33H59V32H58ZM65 33L62 32L61 35H62V34L65 35ZM79 33H80V32H79ZM92 33H93V31H92ZM97 33H98V31H97ZM105 33H106V32H105ZM108 33H109V32H108ZM219 33H220V32H219ZM226 33H227V32H225V34H226ZM77 34H78V33H77ZM113 34H114V33H113ZM119 34H120V33H119ZM123 34H125V33H123ZM133 34H134V33H133ZM227 34H228V33H227ZM230 34H231V33H230ZM16 35H17V34H16ZM46 35H47V34H46ZM49 35H51V34H49ZM49 35H48V36H49ZM64 35H63V37L59 36V37L61 38L62 44H63V40H62V38H64ZM67 35H68V34H67ZM69 35H70V34H69ZM69 35H68V36H69ZM72 35H73V34H72ZM90 35H91V34H90ZM95 35H96V34H95ZM95 35H94V36H95ZM101 35H102V34H101ZM105 35H106V34H105ZM120 35H121L120 37H121L122 40H123L122 34H120ZM139 35H140V34H139ZM217 35H218V34H217ZM251 35H252V32H251ZM57 36H58V35H57ZM84 36H86V34H85ZM96 36H97V35H96ZM99 36H100V35H99ZM109 36H110V35H109ZM125 36H126V38L124 37V39H126V40H125V42H126V41L128 40V39H127L128 36H127V35H125ZM49 37H50V36H49ZM65 37H66V35H65ZM129 37H130V36H129ZM131 37H132V36H131ZM141 37H142V36H141ZM162 37H163V36H162ZM256 37H257V36H256ZM81 38H84V37H81ZM93 38H94V37H93ZM99 38H100V39H99ZM108 38H109V37H108ZM108 38H107V39H108ZM230 38H231V37H230ZM15 39H16V38H15ZM15 39H14V40H15ZM46 39H48V38H46ZM54 39H55V40H54ZM75 39H76V38H75ZM91 39H92V35H91ZM107 39H105V41H106ZM115 39H116V37H115ZM118 39H119V36L117 37L116 40L118 41ZM223 39H225V38H223ZM67 40H68V39H67ZM67 40H66V41H67ZM73 40H74V39H73ZM76 40H77V39H76ZM76 40H75V41H76ZM94 40H95V41L97 40L98 42H99V40H100V42H101V37H98V39H95V38H94ZM94 40H92V45L95 44V43L98 44V42H97V41L95 42ZM112 40H113V39H112ZM116 40H114V41H116ZM119 40H120V39H119ZM122 40H121V43L124 42V40H123V42H122ZM238 40H239V39H238ZM23 41H24V40H23ZM37 41H38V40H37ZM56 41H57V40H56ZM77 41H78V40H77ZM93 41H94L95 43H93ZM128 41H129V40H128ZM11 42H12V41H11ZM46 42H47V41H46ZM49 42H50V44H49L48 42H47V43L49 44V46H50L51 48H50L49 46H48V48H50L53 52H54V51L59 52V49H58L57 47H58V44H59V47H60V43H61V42H60V43H59V42H58V43L55 42L54 45H55V46L57 45V47H55L54 50L52 49V46H53V45H51V44L54 43V42H52V37H51V40H49ZM64 42H65V38H64ZM102 42H104V41H102ZM167 42H169V39H168ZM171 42H173V41H171ZM228 42H229V41H228ZM242 42H243V41H242ZM47 43H46L45 45H48ZM56 43H57V44H56ZM65 43H66V42H65ZM73 43H74V42H73ZM83 43H84V42H83ZM90 43H91V41H90ZM90 43H89V44H90ZM111 43H112V42H111ZM115 43H116V42H115ZM117 43L119 44L120 41H118ZM137 43H138V42H137ZM137 43H136V44H137ZM153 43H154V42H153ZM229 43H231V42H229ZM75 44H76V43H74V45H75ZM97 44H96V45H97ZM104 44H105V42H104ZM104 44H103V45H104ZM118 44H117V46L120 45V44H119V45H118ZM125 44H126V43H125ZM125 44H124V45H125ZM139 44H141V43H139ZM142 44H144V43H142ZM159 44H160V42H159ZM232 44H234V43H232ZM0 45H1V43H0ZM12 45H14V44H12ZM45 45H44V46H45ZM81 45H82V44H81ZM98 45H99V47L101 46L100 43H99ZM112 45H113V44H112ZM114 45H115V44H114ZM114 45H113V46H114ZM150 45H151V44H150ZM38 46H39V45H38ZM40 46H41V45H40ZM75 46H76V45H75ZM78 46H79V45H78ZM94 46H95V45H94ZM117 46H116V47H117ZM127 46H128V45H126V47H127ZM134 46H135V45H134ZM159 46H160V45H159ZM217 46H218V45H217ZM229 46H230V44H229ZM233 46H234V45H233ZM53 47H54V46H53ZM61 47H62V45H61ZM61 47H60V48H61ZM82 47H83V46H82ZM89 47H90V46H89ZM89 47H88V45H87V48H89ZM97 47H98V46H97ZM97 47L95 46V48H93V49H95L94 52L97 53L98 56H99V53H98L99 51H97ZM99 47H98V48H99ZM103 47H104V46H103ZM103 47H102V48H103ZM116 47H115V49H116ZM122 47H123V46H122ZM122 47L119 46V48H122ZM149 47H150V46H149ZM218 47H220V46H218ZM231 47H232V46H231ZM231 47H230V48H231ZM234 47H235V46H234ZM238 47H239V46H238ZM241 47H242V46H241ZM45 48H46V47H45ZM45 48H44V49H45ZM62 48H63V47H62ZM64 48H65V46H64ZM69 48H70V47H69ZM91 48H92V47H91ZM100 48H101V47H100ZM136 48H137V47H136ZM220 48H221V47H220ZM50 49H49V52H51ZM57 49H58V51H57ZM74 49H75V48H74ZM79 49H80V48H79ZM81 49H82V48H81ZM139 49H141V48H139ZM146 49H147V48H146ZM160 49H161V48H160ZM216 49H217V48H216ZM228 49H229V47H228ZM24 50H25V49H24ZM45 50H46V49H45ZM69 50H71V49H69ZM98 50H100V49H98ZM101 50L103 51V49H101ZM109 50H110V49H109ZM120 50H122V49H120ZM132 50H133V49H132ZM158 50H159V49H157V51H158ZM2 51H3V50H1V53H2ZM19 51H20V50H19ZM71 51H72V50H71ZM71 51H70V52H71ZM78 51H79V50H78ZM102 51H101V54H100L99 57H102V56H103ZM104 51H105V50H104ZM114 51H116V50H114ZM114 51H113V52H114ZM117 51H119V50H117ZM135 51H136V50H134V52H135ZM139 51H140V50H139ZM139 51H137V52H139ZM151 51H152V49H151ZM160 51H161V50H160ZM162 51H163V50H162ZM164 51H165V50H164ZM234 51H235V50H234ZM47 52H48V51H47ZM49 52L47 53V55L49 54ZM70 52H67L66 54H68V53H70ZM84 52H85V51H84ZM121 52H123V50H122ZM121 52H120V53H121ZM137 52H136V55H137ZM141 52H142V51H141ZM153 52H155V49H154V51H152V53H153ZM223 52H224V51H223ZM4 53H5V52H4ZM21 53H22V52H21ZM59 53H60V52H59ZM62 53H63V52H62ZM71 53H72V52H71ZM71 53H70L69 55H71ZM95 53H94V54H95ZM106 53H107V52H106ZM106 53H105V54H106ZM110 53H112V52H110ZM116 53L119 54L118 52H116ZM116 53H115V56H117ZM158 53H159V51H158ZM233 53H234V52H233ZM2 54H3V53H2ZM14 54H15V53H14ZM33 54H34V53H33ZM78 54H79V53H78ZM94 54L91 53V57H89V58L92 59V60L94 59L93 61L91 60L93 63H94V61L96 60L95 58L97 57V55L95 54V56H96V57H95ZM107 54H108V53H107ZM112 54H113V53H112ZM140 54H141V53H140ZM153 54H154V53H153ZM153 54H152V55H153ZM156 54H157V53H156ZM156 54H155V56H157ZM17 55H18V54H17ZM49 55H50V54H49ZM52 55H55V53L52 54ZM64 55H65V54H64ZM89 55H90V54H89ZM92 55H93V58H92ZM101 55H102V56H101ZM110 55H111V54H110ZM121 55H122V54H121ZM146 55H147V52H146ZM0 56H1V54H0ZM2 56H4V55H2ZM60 56H61V55H60ZM65 56H66V55H65ZM71 56H72V55H71ZM111 56H112V55H111ZM111 56H109V57L107 56L106 59L109 60ZM141 56H142V55H141ZM153 56H154V55H153ZM161 56H162V55H161ZM230 56H231V55H230ZM230 56H229V57H230ZM241 56H242V55H241ZM241 56H240V57H241ZM49 57H51V58L53 59V57H52L51 55H50ZM55 57H56V56H55ZM66 57H67V56H66ZM84 57H85V56H84ZM94 57H95V58H94ZM133 57H134V56H133ZM137 57H138V56H135V59H136ZM146 57H148V56H146ZM158 57H160V56L158 55ZM9 58H10V57H9ZM51 58H50V59H51ZM56 58H57V57H56ZM86 58H87V57H86ZM89 58H88V60H87V62H88L87 64H88V65H89ZM112 58L115 59L114 56H112ZM112 58H111L110 60H112ZM124 58H125V57H124ZM143 58H144V56H143ZM175 58H176V57H175ZM0 59H2V58H0ZM47 59H49V58H47ZM50 59H49V61H50ZM62 59H63V58H62ZM71 59H73V58H71ZM99 59H101V58H99ZM99 59H97V60H99ZM120 59H122V58L120 57ZM137 59H138V63H139V59H140V57H138ZM152 59H153V61H156V59H158V58L155 57V60H154V58L152 57ZM167 59H168V58H167ZM2 60H3V59H2ZM54 60H55V58H54ZM64 60H66V59L64 58ZM82 60H83V59H82ZM82 60H81V62H82ZM101 60H102V59H101ZM115 60H117V61H115ZM115 60H113V62L110 61L112 64H115L114 67H116V66H117L116 64H118V63H119V64H118V67H119V65L122 66V64H120V62H121V63H123V62H122V61H118V60H119V59H118V56H117V58H116ZM126 60H127V59H126ZM143 60H144V59H143ZM240 60H241V59H240ZM75 61H76V60H75ZM151 61H152V60H151ZM153 61L151 62V64H152V66H155V64H154L155 62H153ZM237 61H238V59H237ZM241 61H242V60H241ZM47 62H48V61H47ZM51 62H52V61H51ZM53 62H54V61H53ZM58 62H59V61H58ZM81 62H80V63H81ZM85 62H86V61H85ZM116 62H117V63H116ZM136 62H137V61H136ZM157 62H158V60H157ZM157 62H156V63H157ZM159 62H160V60H159ZM7 63H8V62H7ZM12 63H13V62H12ZM66 63H68V62H66ZM98 63H100V60H99V62H97V64H98ZM124 63H125V62H124ZM145 63H146V62H145ZM1 64H2V63H1ZM52 64H54V63H52ZM84 64H85V63H84ZM95 64H96V63H95ZM104 64H105V62H104ZM112 64H111V65H112ZM128 64H129V66L134 67L133 65L130 64V62H129ZM128 64H127V66H128ZM143 64H144V62H143ZM149 64H150V63H149ZM153 64H154V65H153ZM172 64H173V63H172ZM240 64H241V63H240ZM6 65H7V64H6ZM12 65H14V64H12ZM12 65L9 66V67H13ZM40 65H41V64H40ZM48 65H49V64H48ZM61 65H62V64H61ZM61 65H60V66H61ZM65 65H66V64H65ZM88 65H87V66H88ZM90 65H91V64H90ZM101 65H102V64L97 65V66H101ZM159 65H160V64H159ZM93 66H94V64H93ZM93 66H88V67H89V68H90V67L93 68ZM97 66H95V67H97ZM136 66H137V65H136ZM141 66H142V65H141ZM152 66H151V67H152ZM172 66H173V65H172ZM52 67H53V66H52ZM56 67H57V66H56ZM65 67H66V66H65ZM65 67H64V68H65ZM72 67H73V66H72ZM85 67H86V66H85ZM118 67H117V68H118ZM123 67H124V65H123ZM123 67H122V71H123ZM131 67H130V68H131ZM151 67L149 66L148 68H151ZM3 68H4V67H3ZM60 68L62 69L63 67H60ZM92 68H91V73H92V72L94 73L95 70L93 71ZM100 68H101V67H100ZM110 68L112 69V66H111ZM110 68H108V69H110ZM124 68H125L124 70H126V68H127V67H126V63H125V67H124ZM130 68L128 67L127 69H130ZM172 68H173V67H172ZM56 69H57V68H56ZM94 69H98V67H97V68H94ZM108 69H107V70H108ZM115 69H116V68H115ZM135 69H136V67H135ZM135 69H134V70H135ZM170 69H171V67H170ZM11 70H14V68L11 69ZM15 70H16V69H15ZM15 70H14V71H15ZM99 70H100V69H99ZM151 70H152V69H151ZM153 70H154V69H153ZM155 70H156V69H155ZM8 71H9V70H8ZM69 71H70V70H69ZM130 71H131V70H130ZM147 71H148V70H147ZM11 72H12V71H11ZM58 72H60V71H58ZM61 72H62V71H61ZM63 72H65V71H63ZM74 72H75V71H74ZM103 72H104V71H103ZM106 72H107V74H108L109 70L106 71ZM112 72H113V70H112ZM115 72H116V71H115ZM118 72H120V71H118ZM127 72H128V71H127ZM131 72H132V71H131ZM148 72H150V69H149ZM153 72H154V71H153ZM170 72H171V71H170ZM178 72H179V71H178ZM13 73H14V72H13ZM16 73H17V71H16ZM55 73H56V72H55ZM81 73L83 74V71H82ZM86 73H87V72H86ZM109 73H110V72H109ZM121 73H122V72H121ZM123 73H125V72H123ZM151 73H152V72H151ZM151 73H150V74H151ZM10 74H11V73H10ZM14 74H15V73H14ZM51 74H52V73H51ZM82 74H81V75H82ZM95 74H96V73H95ZM154 74H155V73H154ZM171 74H172V73H171ZM18 75H19V74H18ZM84 75H85V74H84ZM84 75H82V76H84ZM104 75H105V74H104ZM121 75H122V74H121ZM148 75H149V74H148ZM14 76H15V75H14ZM82 76H81V77H82ZM122 76H123V75H122ZM122 76H120V77H122ZM131 76H133V75H131ZM171 76H172V75H171ZM171 76H170V77H171ZM179 76H180V75H179ZM179 76H178V77H179ZM20 77H21V76H20ZM52 77H53V76H52ZM70 77H71V76H70ZM73 77H75V76H72V78H73ZM81 77H80V78H81ZM86 77H87V76H86ZM88 77H89V76H88ZM102 77L104 78L105 76H102ZM124 77H125V76H124ZM148 77H149V76H148ZM170 77H169V78H170ZM103 78H102V79H103ZM129 78H130V77H129ZM145 78H146V76H145ZM175 78H176V77H175ZM19 79H20V78H19ZM21 79H22V78H21ZM73 79H74V78H73ZM73 79H72V81H74ZM81 79H82V78H81ZM81 79H80V80H81ZM83 79H84V78H83ZM86 79H87V78H86ZM107 79H108V78H107ZM125 79H126V78H125ZM147 79H148V78H147ZM149 79H150V78H149ZM170 79H171V78H170ZM51 80H52V79H51ZM80 80H79V81H80ZM89 80H90V79H89ZM145 80H146V79H145ZM151 80H152V79H151ZM179 80H180V78H179ZM38 81H40V80H38ZM62 81H64V80H62ZM65 81H66V79H65ZM79 81H78V83H79ZM103 81H104V80H103ZM121 81H122V80H121ZM4 82H5V81H4ZM80 82H84V81H80ZM87 82H89V81H86V83H87ZM168 82H169V81H168ZM178 82H179V81H178ZM178 82H177V83H178ZM17 83H18V82H17ZM32 83H33V82H32ZM55 83H56V82H55ZM65 83H66V82H65ZM69 83H70V82H69ZM73 83H75V82H73ZM100 83H102V81H101ZM28 84H29V83H28ZM80 84H81V83H80ZM84 84H85V83H84ZM88 84H89V83H88ZM88 84H87V85H88ZM102 84H103V83H102ZM126 84H127V83H126ZM126 84H125V85H126ZM146 84H147V80H146ZM146 84H145V85H146ZM166 84H167V83H166ZM59 85H60V84H59ZM61 85H62V84H61ZM66 85H67V84H66ZM69 85H70V84H69ZM96 85H97V84H96ZM123 86H124V85H123ZM129 86H130V85H129ZM163 86H165V82H164V85H163ZM168 86H169V85H168ZM9 87H10V86H9ZM26 87H27V85H26ZM77 87H78V86H77ZM83 87H84V86H83ZM85 87H86V86H85ZM85 87H84V88H85ZM121 87H122V86H121ZM146 87H147V85H146ZM152 87H153V86H152ZM155 87H156V86H155ZM245 87H246V86H245ZM78 88H79V87H78ZM116 88H117V87H116ZM123 88H124V87H123ZM147 88H148V87H147ZM157 88H158V87H157ZM165 88H166V87H165ZM177 88H178V87H177ZM24 89H25V88H24ZM59 89H60V88H59ZM65 89H67V88L65 87ZM95 89H96V88H95ZM119 89H120V88H119ZM145 89H146V88H145ZM148 89H149V88H148ZM153 89H154V88H153ZM159 89H160V88H159ZM10 90H11V89H10ZM14 90H15V89H14ZM17 90H18V89H17ZM47 90H48V89H47ZM71 90H72V89H71ZM76 90H77V89H76ZM76 90H75V91H76ZM97 90H98V89H97ZM97 90H96V91H97ZM101 90H102V89H101ZM123 90H124V89H123ZM141 90H142V89H141ZM146 90H147V89H146ZM149 90H150V89H149ZM175 90H176V89H175ZM20 91H21V90H20ZM79 91H81V88H80ZM99 91H100V90H99ZM99 91H98V92H99ZM115 91H118V89L115 90ZM144 91H145V90H144ZM162 91H164V88L162 89ZM165 91H166V90H165ZM32 92H33V91H32ZM67 92H68V91H67ZM76 92H77V91H76ZM94 92H95V90H94ZM100 92H101V91H100ZM121 92H122V95H124V91H121ZM15 93H16V92H15ZM65 93H66V92H65ZM68 93H69V92H68ZM78 93H79V92H78ZM118 93H119V92H118ZM142 93L144 94L143 90H142V92H141V95H142ZM147 93H148V91H147ZM163 93H164V92H163ZM163 93H161V95H162ZM173 93H174V92H173ZM223 93H224V92H223ZM16 94H17V93H16ZM31 94H32V93H31ZM54 94H55V93H54ZM63 94H64V93H62V97H64ZM73 94H74V93H73ZM73 94H72V96H73ZM17 95H18V94H17ZM42 95H43V94H42ZM67 95H68V94H67ZM67 95H66V97H67ZM74 95H78V94L75 93ZM97 95H98V94H97ZM118 95H119V94H118ZM144 95H146V94H144ZM178 95H179V94H178ZM60 96H61V95H60ZM79 96H80V95H79ZM92 96H93V95H92ZM95 96H96V95H94V97H95ZM115 96H116V95H115ZM120 96H121V95H120ZM164 96H165V95H164ZM36 97H37V96H36ZM57 97H58V96H57ZM73 97H74V96H73ZM73 97H71V98H69V99H72ZM75 97H76V96H75ZM75 97H74V98H75ZM94 97H93V98H94ZM142 97H143V96H142ZM161 97H162V96H161ZM175 97H176V96H175ZM182 97H183V96H182ZM32 98H33V97H32ZM44 98H45V97H44ZM64 98H65V97H64ZM77 98H78V96H77ZM90 98H91V97H90ZM90 98H89V99H90ZM96 98H97V97H96ZM135 98H136V97H135ZM143 98H144V97H143ZM167 98H168V97H167ZM170 98H171V97H170ZM173 98H174V97H173ZM176 98H177V97H176ZM176 98H175V99H176ZM24 99H25V98H24ZM33 99H34V98H33ZM55 99H57V98H55ZM58 99H59V98H58ZM65 99H66V98H65ZM67 99H68V98H67ZM67 99H66V100H67ZM94 99H95V98H94ZM110 99H111V98H110ZM110 99H109V100H110ZM168 99H169V98H168ZM168 99H167V100H168ZM171 99H172V98H171ZM175 99H174V100H175ZM185 99H186V98H185ZM185 99H184V101H185ZM35 100H36V99H35ZM39 100H40V99H39ZM46 100H47V99H46ZM72 100H73V99H72ZM81 100H82V99H81ZM107 100H108V99H107ZM115 100H116V99H115ZM115 100H114V101L111 100V101H112V102H115ZM158 100H159V99H158ZM228 100H229V99H228ZM31 101L33 102V100H31ZM54 101H56V100H54ZM57 101H58V100H57ZM57 101H56V102H57ZM64 101H65V100H64ZM68 101H69V100H68ZM70 101H71V100H70ZM116 101H117V100H116ZM121 101H122V100H121ZM147 101H148V99H147ZM176 101H177V100H176ZM181 101H182V100H181ZM225 101H226V100H225ZM9 102H10V101H9ZM12 102H14V101H12ZM72 102H78V101H77V99H76V101L74 100V101H72ZM72 102H71V106H72V104H73ZM173 102H174V101H173ZM177 102H178V101H177ZM235 102H236V101H235ZM25 103H27V102H25ZM34 103H35V101H34ZM47 103H48V102H47ZM78 103H79V102H78ZM89 103H90V101H89ZM89 103H88V104H89ZM92 103H93V102H92ZM150 103H151V102H150ZM159 103H160V102H159ZM165 103H166V102H165ZM182 103L184 104V102H182ZM182 103H180V104H182ZM59 104H60V103H59ZM59 104H58V106H59ZM62 104H63V102H62ZM69 104H70V103H68V104L65 103V108H67V106L70 107ZM75 104H76V103H75ZM79 104H80V103H79ZM85 104H86V103H85ZM88 104H86V105H88ZM112 104H113V103H112ZM157 104H158V103H157ZM166 104H167V103H166ZM183 104H182V105H183ZM93 105H94V104H93ZM107 105H108V103H107L105 106H107ZM154 105H155V104H154ZM171 105H172V104H171ZM173 105H174V104H173ZM176 105H177V104L175 103V106H176ZM27 106H28V105H27ZM74 106H75V105H73V107H74ZM77 106H78L79 108L82 107V109H83V105H82V106L77 105ZM77 106H75L74 109H75ZM90 106H91V105H90ZM90 106H88V107L91 108ZM235 106H237V105H235ZM244 106H245V105H244ZM78 107H77V108H78ZM109 107H112V106L109 104ZM114 107H115V106H114ZM147 107H148V106H147ZM156 107H157V106H156ZM177 107H178V106H177ZM33 108H34V106H33ZM37 108H38V107H37ZM42 108H43V107H42ZM57 108H58V109H61L62 106H61V107H57ZM65 108H63L64 111H65ZM79 108H78V110H79ZM85 108H86V106H85ZM138 108H139V107H138ZM140 108H141V107H140ZM154 108H155V107H154ZM63 109H62V110H63ZM70 109H72V108H70ZM147 109H148V108H147ZM171 109H172V108H171ZM36 110H37V109H36ZM68 110H69V109H66V111H68ZM76 110H77V109H76ZM78 110L75 111V110L72 109L71 111L69 110L68 112H69V114H70V116H71L73 113L78 112ZM87 110H88V108H87ZM134 110H135V109H134ZM153 110H154V109H153ZM153 110H152V111H153ZM38 111H39V110H38ZM60 111H61V110H60ZM60 111H59V112H60ZM72 111H73V113L71 114ZM81 111H82V110H79V112H81ZM84 111H86V110H84ZM138 111H139V110H138ZM148 111H149V110H148ZM155 111H156V110H155ZM173 111H174V110H173ZM32 112H33V111H32ZM55 112H56V109H55ZM59 112H58V113H59ZM61 112H62V119H63V121H64V119H67L68 117H67V115H66V118H65V116L63 115V111H61ZM61 112H60V114H61ZM79 112H78V113H79ZM86 112H87V111H86ZM184 112H185V111H184ZM236 112H237V111H236ZM35 113H36V112H35ZM56 113H57V112H56ZM56 113H55V114H56ZM78 113H77V114L75 113V114H76V118H77V116H78ZM82 113H83V112H82ZM89 113H90V111H89ZM125 113H126V112H125ZM234 113H235V112H234ZM0 114H1V113H0ZM8 114H9V113H8ZM37 114H38V112H37ZM41 114L44 115L43 113H41ZM64 114H66V112H64ZM67 114H68V113H67ZM109 114H110V113H109ZM131 114H132V113H131ZM239 114H240V113H239ZM58 115H59V114H58ZM80 115H81V114H79V116H80ZM125 115H126V114H125ZM139 115H140V114H139ZM151 115H152V114H151ZM151 115H150V116H151ZM9 116H10V115H9ZM70 116H69V118L72 117V116H71V117H70ZM79 116H78V117H79ZM87 116H88V115H87ZM128 116H129V115H128ZM130 116H131V115H130ZM130 116H129V117H130ZM7 117H8V116H7ZM18 117H19V116H18ZM74 117H75V115H74ZM74 117H73V119L75 120L76 118H74ZM84 117H86V116L84 115L83 118H84ZM129 117H128V118H129ZM132 117H134L133 114H132ZM138 117H139V116H138ZM147 117H148V116H147ZM151 117H152V116H151ZM153 117H154V115H153ZM185 117H186V116H185ZM236 117H237V116H236ZM28 118H29V117H28ZM43 118H45V117L43 116ZM43 118H42V121H43ZM80 118H81V116H80ZM80 118H79V119H80ZM86 118H87V117H86ZM123 118H124V117H123ZM128 118H127V120H129ZM190 118H191V117H190ZM1 119H2V118H1ZM45 119H46V118H45ZM62 119H61V120H62ZM79 119H78V120H79ZM88 119H89V118H88ZM102 119H104V118H102ZM125 119H126V118H125ZM136 119H137V118H136ZM136 119H134V120H136ZM140 119H141V118L139 117V120H140ZM155 119H156V118H155ZM58 120H59V119H58ZM58 120H57V121H58ZM76 120H77V119H76ZM81 120H82V119H81ZM84 120H85V119H84ZM122 120H123V119H122ZM145 120H146V119H145ZM145 120H143V121H145ZM157 120H158V119H157ZM65 121H66V120H65ZM68 121H70V119H68ZM132 121H133V120H132ZM132 121H131V122H132ZM137 121H138V119H137ZM137 121H136V122H137ZM12 122L15 123L14 121H12ZM36 122H37V121H36ZM44 122H45V120H44ZM61 122H62V121H61ZM76 122L78 123V121H76ZM76 122H74L75 124L73 123V127H72V128H75V129H76V126H77V128H78V132H79V129H81V128H79L80 126L76 125ZM86 122H87V121H86ZM103 122H104V121H103ZM117 122H118V121H117ZM129 122H130V121H129ZM129 122H128V123H129ZM136 122H135V123H136ZM139 122H142V119H141ZM147 122H148V120H147ZM150 122H151V121H150ZM150 122H149V123H150ZM154 122H155V121H154ZM182 122H183V121H182ZM10 123H11V122H10ZM63 123H64V122H63ZM100 123H101V121H100ZM104 123L106 124V121H105ZM122 123H123V122H122ZM142 123H143V122H142ZM151 123H152V122H151ZM156 123H157V121H156ZM159 123H160V121H159ZM263 123H264V122H263ZM11 124H12V123H11ZM47 124H48V123H47ZM71 124H72V123H71ZM86 124H87V123H86ZM126 124H127V123H126ZM126 124H125V126H126ZM130 124H131V123H130ZM138 124H139V123H138ZM138 124H137V125H138ZM157 124H158V123H157ZM183 124H184V123H183ZM196 124H197V123H196ZM13 125H14V124H13ZM20 125H21V124H20ZM42 125H43V124H42ZM60 125H61V124H60ZM66 125H69V124H66ZM66 125H64V126H66ZM75 125H76V126H75ZM80 125H81V124H80ZM141 125H143V124H141ZM174 125H175V124H174ZM184 125H185V124H184ZM16 126H17V125H16ZM45 126H47V125H45ZM74 126H75V127H74ZM84 126H85V123H84ZM84 126H83V127H84ZM100 126H102V124H101ZM104 126H106V125H104ZM143 126H144V125H143ZM143 126H142V127H143ZM148 126H149V129H151V128H150V125H148ZM148 126H147V127H148ZM181 126H182V125H181ZM200 126H201V125H200ZM18 127H19V126H18ZM18 127H17V128H18ZM42 127L45 128L44 126H42ZM47 127H48V126H47ZM60 127H61V128H64V127H62V126H60ZM68 127H69V129H70V128H71V125H69ZM81 127H82V126H81ZM86 127H87V126H86ZM86 127H85V128H86ZM128 127H129V126H127V127L124 128V129H127ZM130 127H131V129H132V126H130ZM137 127H139V126H136L135 128H137ZM168 127H170V126H168ZM173 127H175V126H173ZM53 128H54V127H53ZM72 128H71V129H72ZM95 128H96V127H95ZM100 128H101V127H100ZM135 128H133V130H135ZM144 128H145V127H144ZM165 128H166V127H165ZM196 128H197V127H196ZM18 129H20V128H18ZM75 129H72V132H73V133L75 132L74 134L77 133V131H75ZM83 129H84V128H83ZM138 129H139V128H138ZM153 129H154V128H153ZM155 129H156V128H155ZM184 129H185V128H184ZM190 129H191V128H190ZM192 129H193V128H192ZM200 129H201V127H200ZM58 130H59V129H58ZM65 130L68 131V129H65ZM65 130L63 129L62 132H65L66 134H67V133H71V130H70V132H69V131L66 132ZM73 130H74V131H73ZM76 130H77V129H76ZM100 130H101V129H99V131H100ZM104 130H105V129H104ZM140 130H141V128H140ZM142 130H143V128H142ZM142 130H141V131H142ZM145 130H148V128H147V129L145 128ZM172 130H173V128H172ZM194 130H195V129H194ZM94 131H95V130H94ZM94 131H93V132H94ZM99 131H98V132H99ZM124 131H126V130H124ZM128 131H129V130H128ZM131 131H132V130H131ZM136 131H138V130H136ZM136 131H135V132H136ZM148 131H149V130H148ZM153 131H155V130H153ZM200 131H201V130H200ZM51 132H52V131H51ZM51 132H50V133H51ZM59 132H60V130H59ZM98 132H97V133H98ZM116 132H117V131H116ZM122 132H123V131H122ZM197 132H198V131H197ZM197 132H195V133H197ZM260 132H261V131H260ZM2 133H3V132H2ZM2 133H1V134H2ZM56 133H57V132H56ZM79 133H80V132H79ZM99 133H100V132H99ZM99 133H98V134H99ZM102 133H103V132H102ZM111 133H112V132H111ZM129 133H131V132H129ZM129 133H127L126 135H123V136H127ZM133 133H134V131H133ZM143 133H144V132H142V134H143ZM145 133H146V132H145ZM147 133H148V132H147ZM168 133H169V132H168ZM192 133H193V132H192ZM199 133H200V132H199ZM46 134H48V133H46ZM59 134H60V133H59ZM81 134H82V132H81ZM89 134H90V133H89ZM91 134H92V131H91ZM94 134H95V139H96L98 136H96V135H97L96 132H94ZM94 134H93V135H94ZM100 134H101V133H100ZM116 134H117V133H116ZM123 134H124V133H123ZM137 134H138V133H137ZM137 134H136V135H137ZM150 134H151V130H150ZM188 134H191V131H190V133H188ZM48 135H49V134H48ZM68 135H70V134H67V137H68ZM105 135H106V134H105ZM143 135H145V134H143ZM146 135H148V134H146ZM165 135H166V134H165ZM174 135H175V134H174ZM196 135H197V134H196ZM56 136H57V134H56ZM75 136H78V135L76 134V135H74V137H75ZM99 136H100V135H99ZM108 136H109V135H108ZM117 136H118V135H117ZM133 136H134V135H133ZM138 136H139V134H138ZM149 136H150V135H149ZM149 136H148V137H149ZM172 136H173V135H172ZM193 136H194V135H193ZM193 136L191 135V137H193ZM42 137H43V136H42ZM53 137H55V135H54ZM70 137H72V136L70 135ZM80 137H81V136H80ZM87 137H88V136H87ZM92 137H93V136H92ZM118 137H119V136H118ZM141 137H142V136H141ZM146 137H147V136H145V138H146ZM152 137H153V136H152ZM188 137H189V135H188ZM200 137H201V135H200ZM1 138H3V137H1ZM51 138H52V137H51ZM51 138H49V139H51ZM68 138H69V137H68ZM68 138H66V139H68ZM93 138H94V137H93ZM114 138H115V136H114ZM119 138H120V137H119ZM145 138H144V139H145ZM153 138H154V137H153ZM193 138H194V137H193ZM42 139H43V138H42ZM75 139H78V137H77V138H73V139L71 138V140H74V141H73L74 144L71 143V142H72L71 140H70V142H68V143H69V146H70V143H71V145H72V149H71L70 147H67L66 149H69V150H66L67 152L70 151V149H71V150H75V148H74L75 146H73V145L78 144V143L80 142V141H78V143L75 142V141H76ZM87 139H89V138H87ZM106 139H107V138H106ZM115 139H117V138H115ZM121 139H122V138H121ZM121 139H119L120 142L123 140V139H122V140H121ZM133 139H134V138H133ZM136 139H138V138H136ZM142 139H143V137H142ZM149 139H150V141L152 142V140H151L152 138L150 137ZM159 139H160V138H159ZM172 139H173V138H172ZM178 139H179V138H178ZM59 140H60V139H59ZM78 140H79V139H78ZM81 140H82V138H81ZM89 140H92V139L90 138ZM96 140H97V139H96ZM101 140H102V138H101ZM107 140H108V139H107ZM107 140H106V141H107ZM109 140H110V139H109ZM111 140H112V139H111ZM113 140H114V139H113ZM147 140H148V138H147ZM180 140H181V138H180ZM200 140H201V139H200ZM1 141H3V139H1ZM43 141L45 142V140H43ZM48 141H49V140H48ZM66 141H69V139L66 140ZM115 141H116V143L118 142L117 140H115ZM133 141H134V140H133ZM139 141H141V139H139ZM139 141L136 140L137 143H135V142H132V143H133V144L135 143V144H137V146H138V142H139ZM143 141H144V140H143ZM157 141H158V140H157ZM196 141H197V140H196ZM198 141H199V140H198ZM8 142H9V141H8ZM81 142H83V141H81ZM85 142H86V144H85V145L82 144V145L84 146L85 149H84V148H83V149H84V151H85L86 153H84V156H83V154L81 155V153H80L81 156L79 155V157H81V158H82V157H85V156H86L85 154H87V156H88L87 151L89 152V155H90V156H91V154L94 155V153L96 154V152H98V151H96L97 149L95 148L96 144L94 145V148H95L96 150H94L93 148L90 149V146L93 147L91 141H90L91 144H89V145H88V143H89L88 141L85 140ZM93 142H94V141H93ZM111 142H112V141H111ZM120 142H119V144H120ZM147 142H148V141H147ZM154 142H155V140H154ZM171 142H172V141H171ZM186 142H187V141H186ZM199 142H200V141H199ZM205 142H207V141H205ZM261 142H262V141H261ZM261 142H260V143H261ZM45 143H46V142H45ZM49 143H50V142H49ZM51 143H52V142H51ZM56 143H57V141H56ZM66 143H67V142H66ZM83 143H84V142H83ZM94 143H97V141L94 142ZM103 143H104V142H103ZM112 143H113V142H112ZM139 143H140V142H139ZM141 143H142V145H143L144 142H141ZM202 143H203V142H202ZM262 143H263V142H262ZM7 144H9V143H7ZM57 144H58V143H57ZM79 144H80V143H79ZM119 144H118V145H119ZM133 144H132V145H133ZM145 144H146V143H145ZM150 144H151V143H150ZM207 144H208V143H207ZM209 144H210V143H209ZM40 145H42V144H40ZM46 145H47V144H46ZM63 145H64V144H63ZM63 145H62V146H63ZM87 145H88V147H87ZM115 145H116V144H114V145H112V146H115ZM118 145H116V147H117ZM140 145H141V144H139V147H140ZM159 145H161V144H159ZM186 145H187V143H186ZM7 146H9V145H7ZM10 146H12V145H10ZM42 146H43V145H42ZM42 146H41V148H42ZM50 146H51V145H50ZM77 146H78V148H79L80 145H77ZM83 146H82V147H83ZM104 146H106V145H104ZM112 146H111V147H112ZM119 146H120V145H119ZM137 146H136V147H137ZM148 146H149V143H148ZM148 146H144L145 149H146V147H148ZM167 146H168V145H167ZM202 146H203V145H202ZM259 146H260V145H259ZM30 147H31V146H30ZM51 147H52V146H51ZM51 147H50V148H51ZM86 147L88 148V150H87ZM132 147H133V146H132ZM141 147H142V150H143L144 147H143V146H141ZM160 147H161V146H160ZM43 148H44V147H43ZM54 148H55V147H54ZM137 148H138V147H137ZM191 148H192V147H191ZM211 148H212V147H211ZM38 149H39V151H38V153H36L35 155H38L39 152H40V147H39V146H38ZM38 149H37V150H38ZM56 149H57V148H56ZM60 149H61V148H60ZM83 149H82V150H83ZM114 149H115V148H114ZM114 149H113V151H110V152H114ZM147 149H148V148H147ZM205 149H206V148H205ZM13 150H14V149H13ZM34 150H35V149H34ZM34 150H33V151H34ZM37 150L34 151V152L32 151L33 154H34L35 152H37ZM50 150H51V149H50ZM53 150L55 151V149H53ZM53 150H52V152H53ZM76 150H77V148H76ZM76 150H75V151H76ZM90 150H92V151L94 150V152H92V153L90 154V152H91ZM111 150H112V148H111ZM116 150H117V149H116ZM116 150H115V151H116ZM134 150H135V149H134ZM136 150H137V149H136ZM139 150H140V149H139ZM149 150H150V149H149ZM164 150H165V149H164ZM166 150H167V149H166ZM187 150H188V146H187ZM196 150H198V149H196ZM29 151H30V150H29ZM41 151H42V150H41ZM47 151H48V150H47ZM66 151H65V152H66ZM137 151H138V150H137ZM145 151H146V150H145ZM8 152L11 154L13 151L10 152V150H9ZM17 152H18V151H17ZM49 152H50V151H49ZM56 152H57V151H56ZM58 152H59V151H58ZM67 152H66V153H67ZM72 152L75 153L74 151H72ZM78 152H79V151H78ZM80 152H81V148H80ZM82 152H83V151H82ZM101 152H102V151H101ZM101 152H100V155L102 154ZM117 152H118V151H117ZM117 152H116V153H117ZM146 152H147V151H146ZM180 152H181V151H180ZM205 152H206V151H205ZM28 153H29V152H27V154H28ZM42 153H43V152H42ZM53 153H54V152H53ZM66 153H65V154H66ZM116 153H115V154H116ZM167 153H168V152H167ZM209 153H210V152H209ZM16 154H17V153H16ZM27 154H26V155H27ZM43 154H44V153H43ZM45 154H46V153H45ZM45 154H44V156L46 157L47 154H46V155H45ZM50 154H51V152H50ZM63 154H64V153H63ZM77 154H78V153H77ZM118 154H119V153H118ZM120 154H121V153H120ZM169 154H170V153H169ZM205 154H206V153H205ZM13 155H14V154H13ZM13 155H11V156H13ZM29 155H30V154H29ZM31 155H32V154H31ZM31 155L29 156V158L31 157V160H32L33 158H37L36 156H35V157H34V156L32 157ZM39 155H41V154H39ZM39 155H38V158H37V159H39V157H42V156H43V155H42V156H39ZM53 155H54V154H53ZM53 155H51V156H53ZM57 155H58V154H57ZM98 155H99V154H98ZM100 155H99V156H100ZM176 155H177V154H176ZM198 155H199V154H198ZM260 155H261V154H260ZM22 156H24L23 153H22ZM27 156H28V155H27ZM44 156H43V157H44ZM77 156H78V155H77ZM77 156H76V157H77ZM90 156H89V157H90ZM101 156H102V155H101ZM112 156H114V155H112ZM116 156H117V155H116ZM172 156H173V155H172ZM177 156H178V155H177ZM47 157H48V156H47ZM49 157H50V155H49ZM79 157H78V158H79ZM104 157H105V156H104ZM206 157H207V156H206ZM210 157H211V156H210ZM259 157H261V156H259ZM22 158H24V157H22ZM26 158H27V160H28V157H26ZM26 158H25V159H26ZM55 158H56V157H55ZM57 158H58V157H57ZM86 158H88V157H86ZM102 158H103V157H102ZM130 158H131V157H130ZM132 158H133V157H132ZM148 158H149V157H148ZM157 158H158V157H157ZM167 158H168V157H167ZM18 159H19V158H18ZM40 159H41V158H40ZM43 159H44V158H43ZM76 159H77V158H76ZM82 159H83V161L86 160L85 158H82ZM82 159H81V161H82ZM139 159H140V158H139ZM155 159H156V158H155ZM4 160H5V159H4ZM21 160H23V159H21ZM21 160H20V161H21ZM31 160H30L29 162H32V161H33V160H32V161H31ZM35 160H36V159H34V161H35ZM44 160L46 161L47 159H44ZM48 160H50V159L48 158ZM53 160H55V159H53ZM57 160H58V159H57ZM127 160H128V159H127ZM137 160H138V159H137ZM152 160H153V159H152ZM156 160H157V159H156ZM204 160H205V159H204ZM256 160H257V159H256ZM261 160H263V159H261ZM0 161H1V160H0ZM20 161H19V162H20ZM23 161L25 162V160H23ZM39 161H40V160H39ZM39 161H38V162H39ZM55 161H56V160H55ZM78 161H79V163L81 162L80 159H79ZM78 161H77V162H78ZM87 161H88V159L84 162V164H86ZM103 161H105V160H103ZM211 161H212V160H211ZM211 161H210V162H211ZM10 162H11V161H10ZM10 162H9V163H10ZM24 162H23V163H24ZM27 162H28V161H26L25 163H27ZM48 162H49V161H48ZM77 162H76V163H77ZM1 163H3V162H1ZM11 163H12V162H11ZM39 163H40V162H39ZM43 163H44V162H43ZM88 163H89V162H87V164H86L85 166H82L81 169H83V167H84V168H85V167H86V168H89V167H88V166H89ZM97 163H98V162H97ZM114 163H115V162H114ZM162 163H163V162H161V165H162ZM212 163H213V162H212ZM212 163H211V164H212ZM15 164H16V162H15ZM15 164H14V166H16L15 169H16V171H17V167H18V169H19L20 166L15 165ZM21 164H22V163H20V165H21ZM28 164H29V163H28ZM61 164H62V167H63V164H64V163H61ZM77 164H78V163H77ZM77 164H76V165H77ZM80 164L82 165L83 162L80 163ZM84 164H83V165H84ZM168 164H169V163H168ZM208 164H209V163H208ZM1 165H2V164H1ZM10 165H12V164H10ZM22 165H23V167L25 168V165H26V164H25V165L22 164ZM29 165H31V164H29ZM29 165H28V167H30ZM32 165H33V162H32ZM32 165H31V166H32ZM40 165L43 166L42 164H40ZM44 165H45V164H44ZM51 165H52V164H51ZM81 165H80V166H81ZM87 165H88V166H87ZM152 165H153V164H152ZM157 165H158V164H157ZM170 165H171V164H170ZM181 165H182V164H181ZM195 165H196V164H195ZM4 166H5V165H4ZM34 166H35V165H34ZM41 166L38 165L39 168H40ZM78 166H79V164H78ZM80 166H79V167H80ZM119 166H120V165H119ZM197 166H198V165H197ZM197 166H196V167H197ZM209 166H210V165H209ZM21 167H22V166H21ZM23 167H22V168H23ZM32 167H33V166H32ZM36 167H37V166H36ZM57 167H59V166H57ZM79 167H78L77 169H79ZM126 167H127V166H126ZM153 167H154V166H153ZM165 167H166V166H165ZM180 167H181V166H180ZM185 167H186V166H185ZM207 167H208V165H207ZM252 167H253V166H252ZM30 168H31V167H30ZM30 168H29V169H30ZM34 168H35V167H34ZM34 168H33V169H34ZM39 168H37V169L39 170ZM55 168H56V167H55ZM59 168H60V167H59ZM59 168H57V169H59ZM86 168H85V169H86ZM167 168H168V167H167ZM197 168H198V167H197ZM202 168H203V167H202ZM48 169H49V168H48ZM48 169H47V170H48ZM61 169H62V168H61ZM81 169H80V170H81ZM104 169H105V167H104ZM146 169H147V167H146ZM160 169H161V168H160ZM160 169H159V170H160ZM172 169H173V168H172ZM186 169H187V168H186ZM255 169H256V168H255ZM26 170H28V169H26ZM31 170H32V168H31ZM50 170H52V167H51ZM50 170H49V172H50ZM53 170H54V169H53ZM88 170H89V169H88ZM99 170H100V169H99ZM111 170H112V169H111ZM149 170H150V169H149ZM149 170H148V172H149ZM159 170H158V171H159ZM168 170H169V169H168ZM201 170H202V169H201ZM20 171H21V170H19V172H20ZM22 171L24 172V173H21V174L23 175V177L21 176V177H22V181H23V180H24L23 178H24V176H25L24 174H25V172H27V171H24V169H22ZM86 171H87V170H86ZM96 171H97V170H96ZM162 171H163V169H162ZM182 171H183V170H182ZM3 172H5V171H3ZM31 172H32V174H34L33 171H31ZM31 172H30V174H31ZM45 172H47V171H45ZM49 172H47V173H48V175H50L49 177H51V174H53L54 171L51 172V173H49ZM101 172H102V170H100V173H101ZM169 172H170V171H169ZM194 172H195V171H194ZM15 173H16V172H15ZM35 173H36V172H35ZM75 173H76V172H75ZM83 173H85V170H84ZM87 173H88V171H87L85 174H87ZM94 173H95V172H94ZM137 173H138V172H137ZM146 173H147V172H146ZM159 173H161V172L159 171ZM201 173H202V172H201ZM2 174H4V173H2ZM17 174H18V171H17ZM26 174H29V173H26ZM32 174H31V175H32ZM41 174H42V175H41ZM41 174L37 173V176H35V178L38 177L39 179H38V178H37V179L33 178V180H34V179L36 180V181L34 180L36 183L38 182V180H42V179H41V178H42L41 176H44V177H45V175H43L44 173H41ZM45 174H46V173H45ZM79 174H80V173H79ZM81 174H82V172H81ZM89 174H90V173H89ZM131 174H132V173H131ZM170 174H171V173H170ZM4 175H6V174H4ZM19 175H20V174H18L17 176H19ZM38 175H39V176H38ZM134 175H135V173H134ZM164 175H165V174H164ZM195 175H196V172H195ZM2 176H3V175H2ZM69 176H70V175H69ZM82 176H83V175H82ZM89 176H90V175H89ZM98 176H99V174H98ZM101 176H103V175H101ZM162 176H163V175H162ZM209 176H210V175H209ZM3 177H4V176H3ZM32 177H33V176H32ZM47 177H48V176H47ZM80 177H81V176H80ZM87 177H88V176H87ZM115 177H116V175H115ZM136 177H137V176H136ZM149 177H150V176H149ZM153 177H154V176H153ZM168 177H169V176H168ZM186 177H187V176H186ZM200 177H201V176H200ZM18 178H19V177H18ZM68 178H69V177H68ZM89 178H90V177H89ZM98 178H99V177H98ZM194 178H195V177H194ZM194 178H193V181H196ZM203 178H204V177H203ZM207 178H208V177H207ZM20 179H21V178H20ZM20 179H19V182H20ZM48 179H49V178H48ZM91 179H93V178H91ZM128 179H129V178H128ZM128 179H127V181H128ZM140 179H141V178H140ZM158 179H159V178H158ZM164 179H165V178H164ZM164 179H163V180H164ZM169 179H170V178H169ZM205 179H206V178H205ZM2 180H5V178L2 179V177H1V178H0V182H1ZM44 180H46V177H45ZM44 180H43V181H40V183H38V185L40 186V184L44 183V182H45ZM125 180H126V179H125ZM184 180H185V179H184ZM188 180H189V179H188ZM29 181H30V180H29ZM49 181H50V179H49ZM127 181H126V182H127ZM138 181H139V180H138ZM193 181H192V182H193ZM202 181H203V180H202ZM204 181H205V180H204ZM6 182H8V181H6ZM6 182H5V183H6ZM16 182H17V180H16ZM35 182H34V183H35ZM41 182H42V183H41ZM100 182H101V180H100ZM131 182H132V181H131ZM167 182H168V179H167ZM2 183H3V182H2ZM14 183H15V182H14ZM22 183H23V182H22ZM34 183H33V184H34ZM36 183H35V188L38 186ZM51 183H52V182H51ZM51 183H50V185H51ZM94 183H95V182H94ZM133 183H134V182H133ZM133 183H132V184H133ZM137 183H139V182H137ZM151 183H152V182H151ZM154 183H155V182H154ZM154 183H153V184H154ZM168 183H169V182H168ZM168 183H167V186H168ZM185 183H186V182H185ZM217 183H218V182H217ZM6 184H7V183H6ZM20 184H21V182H20ZM44 184H46V182H45ZM44 184H43V186H44ZM48 184H49V183H48ZM120 184H121V182H120ZM126 184H127V183H126ZM192 184H193V183H192ZM192 184L190 185L191 188H192ZM12 185H13V183H12ZM15 185H18V184L16 183ZM31 185H32V184H31ZM95 185H96V184H95ZM100 185H102V184L100 183ZM100 185H99V186H100ZM135 185H136V184H135ZM185 185H186V184H185ZM13 186H14V185H13ZM18 186H19V185H18ZM24 186H25V185H24ZM39 186H38V187H39ZM47 186H48V185H47ZM126 186H127V185H126ZM149 186H150V185H149ZM178 186H179V185H178ZM198 186H199V185H198ZM200 186H202V183H201ZM8 187H9V186H8ZM15 187H16V186H15ZM20 187H21V186H19V188H20ZM22 187H23V186H22ZM33 187H34V186H33ZM38 187L35 189L36 191H37ZM40 187H41V186H40ZM40 187H39V189H40ZM45 187H46V186H45ZM45 187H44V189L48 188L49 186L46 187V188H45ZM103 187H104V185H103ZM124 187H125V186H124ZM129 187H130V186H129ZM137 187H138V186H137ZM182 187H183V184H182ZM188 187H189V185H188ZM206 187H207V186H206ZM11 188H12V186H11ZM49 188H50V187H49ZM97 188H98V187L95 186L96 191L99 190V188H98V190H97ZM100 188L103 189L102 186H101ZM134 188H136V187H134ZM183 188H184V187H183ZM193 188H195V187H193ZM193 188H192V191H193ZM198 188H200V187H198ZM202 188H203V187H202ZM23 189H24V188H23ZM39 189H38V190H39ZM85 189H86V188H85ZM95 189H93V190L95 191ZM164 189H165V188H164ZM164 189H163V190H164ZM188 189H189V188H188ZM4 190H5V189H4ZM19 190H21V188H20ZM19 190H18V191H19ZM33 190H34V189H33ZM35 190H34V191H35ZM40 190H41V189H40ZM46 190H48V189H46ZM114 190H117V189H114ZM135 190H138V189H135ZM182 190H183V189H181V191H182ZM196 190H197V189H196ZM84 191H85V190H84ZM192 191H190V192H192ZM194 191H195V190H194ZM199 191H201V189H200ZM19 192H20V191H19ZM117 192H118V191H117ZM129 192H130V191H129ZM167 192H168V191L166 190V193H167ZM174 192H175V194H176L178 191H177V192L174 191ZM195 192H196V191H195ZM195 192H194V193H195ZM212 192H213V190H212ZM5 193H6V192H5ZM13 193H14V191H13ZM13 193H12V194H13ZM36 193H37V192H36ZM36 193H35V194H36ZM54 193H55V192H54ZM83 193H85V192L82 191V194H83ZM87 193H88V191H87ZM87 193H85L84 195L86 196ZM101 193H103V191H102ZM14 194H15L14 196H16V191H15ZM89 194H91V193H88V195H89ZM92 194H99V193H93V191H92ZM92 194H91V195H92ZM163 194H164V193H163ZM198 194H200V193H198ZM202 194H203V193H202ZM233 194H234V192H233ZM26 195H27V194H26ZM31 195H32V194H31ZM84 195H82V196H84ZM91 195H89V196H91ZM101 195H102V194H100V196H101ZM154 195H155V194H154ZM165 195L167 196V194H165ZM170 195H172V194H170ZM177 195H178V194H177ZM177 195H176V197H179V196H180V193H179L178 196H177ZM188 195H189V194H188ZM188 195H187V196H188ZM196 195H197V194H196ZM196 195H194V196H196ZM5 196H6V195H5ZM11 196H12V195H11ZM18 196H19V199H17ZM22 196H23V193H22ZM22 196H20V193H19V194L17 195V198L14 197V200L12 199V200L14 201V204L16 203V201H17V203H18V200H20V198H23ZM93 196H94V195H93ZM105 196H106V195H105ZM113 196H114V195H113ZM116 196H117V195H116ZM118 196H119V195H118ZM168 196H169V195H168ZM183 196H184V195H183ZM191 196H192V195H191ZM3 197H4V195H3ZM6 197H7V196H6ZM6 197H5V198H6ZM34 197H35V196H34ZM36 197H37V196H36ZM56 197H57V195H56ZM114 197H115V196H114ZM176 197H174L175 202H176ZM184 197H185V196H184ZM188 197H190V196H188ZM201 197H202V196H201ZM201 197H200V198H201ZM207 197H208V196H207ZM210 197H212V195H211ZM37 198H38V197H37ZM37 198H36V199H37ZM39 198H40V197H39ZM116 198H117V197H116ZM116 198H115V199H116ZM160 198H161V197H160ZM171 198H173V197H171ZM200 198H199V199H200ZM7 199H8V198H7ZM9 199H10V198H9ZM9 199H8V200H9ZM16 199H17V200H16ZM92 199H95V200H96V195H95L94 198H92ZM99 199H101V198L99 197ZM169 199H170V198H169ZM210 199H211V198H210ZM3 200H4V198H3ZM8 200H5L4 202L1 201V202H3V204H2V203H0V204L3 205L5 209L8 208V211H9L10 209H9V207H8V206H9L8 203H9V202H13V201H12L11 199H10V201H8ZM38 200H39V199H38ZM56 200H59V199H56ZM86 200H87V199H86ZM95 200H93V202H94ZM171 200H173V199H171ZM187 200H188V199H187ZM189 200H190V199H189ZM6 201H7L8 203H7ZM25 201H26V200H25ZM59 201H61V200H59ZM88 201H89V200H88ZM98 201H99V200H98ZM102 201H103V199H102ZM157 201H158V200H157ZM177 201L179 202V201H181V199L178 198ZM5 202H6V205H8L7 207L4 205ZM21 202H24V200L21 199V201H20L19 203H21ZM56 202H58V201H56ZM89 202H92V200L89 201ZM89 202H88V204H89ZM93 202H92V204H94ZM100 202H101V201H100ZM178 202H177V204H178ZM192 202H193V201H192ZM240 202H241V201H240ZM38 203H39V201H38ZM54 203H55V202H54ZM61 203H62V205H63V204L65 203V200H64V203H63V201L59 202V204H60L59 207H62ZM77 203H78V202H77ZM82 203H84L83 200H82ZM85 203H86V202H85ZM109 203H110V202H109ZM115 203H117V202H115ZM115 203H114V204H115ZM121 203H122V202H121ZM144 203H145V202H144ZM157 203H158V202H157ZM184 203H185V202H184ZM184 203H183V205H184ZM193 203H194V202H193ZM196 203H197V202H196ZM10 204H11V203H10ZM23 204H24V203H23ZM23 204L21 203V204H20V207H19L18 205H16V204H15L16 206H14V205H13V206H14L15 208L18 206V207H19L18 211L20 212L21 210H23V208L21 209V207L23 206ZM69 204H71V203H69ZM69 204H68V205H69ZM73 204H74V203H73ZM73 204H71L72 207H73V206H77V204H76V205H75V204L73 205ZM95 204H96V202H95ZM114 204H113V205H114ZM138 204H139V203H138ZM151 204H152V203H151ZM171 204L175 205V207H174V206H171L172 208L169 207L170 210L173 209V211H174V208H175V210H176V209H178V208L180 207V206H179L178 208H176V205H177V204H176V203H173V201H171ZM179 204H180V202H179ZM179 204H178V205H179ZM181 204H182V203H181ZM181 204H180V205H181ZM186 204H187V203H186ZM190 204H191V203H190ZM209 204H210V203H209ZM215 204H216V203H215ZM226 204H227V203H226ZM231 204H232V203H231ZM238 204H239V203H238ZM21 205H22V206H21ZM25 205H27L26 202H25ZM44 205H45V204H44ZM57 205H58V204H57ZM86 205H87V204H86ZM96 205H98V204H96ZM117 205H120V203H119V204L117 203ZM121 205H122V204H121ZM140 205H141V204H140ZM140 205H139V206H140ZM166 205H167V204H166ZM169 205H170V202H169ZM169 205H167V206H169ZM178 205H177V206H178ZM188 205H189V204H188ZM188 205H187V206H188ZM13 206H12V204H11V208H12V209H13ZM28 206H29V203H28ZM36 206H37V205H36ZM36 206H35V207H36ZM51 206H52V204H51ZM80 206H81V205H80ZM82 206H83V205H82ZM91 206H94V207H95V205H91ZM91 206H90V207H91ZM99 206H100V203H99ZM99 206H97V208H98ZM187 206H185V207H187ZM197 206H198V205H197ZM213 206H215V205H213ZM228 206H229V205H228ZM241 206H242V205H241ZM0 207L2 208V209L0 208V210H2L3 213H7V212H8V211H4V209H3L2 206H0ZM24 207H25V206H24ZM37 207H38V206H37ZM52 207H53V209H54V207H55L54 210L51 209V210H52V213L55 214V215H56V214L58 215V213H59L61 210L58 211V210H57L58 207H56V205L54 206V204H53ZM52 207H50V208H52ZM84 207H85V206H84ZM90 207H89V208H90ZM94 207H93V208H94ZM101 207H102V206H101ZM115 207H116V205H115ZM118 207H119V206H118ZM173 207H174V208H173ZM194 207H195L194 209H196V206H194ZM215 207H216V206H215ZM226 207H227V206H226ZM15 208H14V209H15ZM69 208H70V206H69ZM103 208H104V207H103ZM105 208H106V207H105ZM110 208H111V207H110ZM120 208H121V207H120ZM163 208H164V209H165V208L168 209V207H163ZM183 208H184V207H183ZM14 209H13V210H14ZM16 209H17V208H16ZM25 209H26V208H25ZM25 209H24V210H25ZM37 209H39V208H37ZM60 209H61V208H60ZM70 209H71V208H70ZM85 209H86V208H85ZM99 209H101V208L99 207ZM107 209H108V208H107ZM122 209H123V208H122ZM139 209H140V208H139ZM156 209H158V208L156 207ZM190 209H191V208H190ZM204 209H205V208H204ZM210 209H212V208H210ZM214 209H215V208H214ZM240 209H241V208H240ZM24 210H23V212H24ZM31 210H32V209H31ZM33 210H34V209H33ZM33 210H32V211H33ZM39 210H40V209H39ZM80 210H81V209H80ZM95 210H97V209H95ZM95 210L92 211V210L90 209L89 211H92L93 213H97ZM123 210H124V209H123ZM137 210H138V209H137ZM150 210H151V209H150ZM154 210H155V208H154ZM178 210H179V209H178ZM178 210H176V211H178ZM181 210H182V209H181ZM184 210H185V209H184ZM208 210H209V209H208ZM220 210H221V209H220ZM10 211H11V210H10ZM16 211H17V210H15L14 214L16 213ZM28 211H29V213H30V209H28ZM32 211H31V212H32ZM40 211H41V210H40ZM47 211H49V209H48ZM53 211H55V212L58 211V213H57V212L55 213V212H53ZM62 211H63V209H62ZM62 211H61V212H62ZM82 211H83V210H82ZM82 211H80V213L78 214L79 216H81L83 213H84V215H86V211H88V210L86 209L85 212H82ZM89 211H88V212H89ZM98 211H99V210H98ZM101 211H103V209H101ZM104 211H105V212H106V211L108 212V210H105V209H104ZM104 211H103V213H104ZM110 211H112V210H110ZM110 211H109V212H110ZM164 211H167V213L169 212V210H164ZM187 211H189V210H187ZM190 211H193V210H190ZM19 212H18V216H17L16 214H15L16 216L14 215L15 218L17 217L16 220L18 221V222H17V221L14 220L16 225H12L13 223H12V224L10 223L12 226H14L13 228H15V229H16V226H17V225H18L19 228L21 229V228H23V227H26V225H24V223L27 224V223H26L27 220L25 221V220H24V217H22L24 214H23L21 217H19V215L22 214V213H19ZM21 212H22V211H21ZM33 212H34V211H33ZM37 212H38V210H37ZM88 212H87V216H88ZM92 212H91V213H92ZM129 212H130V211H129ZM152 212H153V211H152ZM156 212H157V211H156ZM170 212H171V211H170ZM170 212H169V213H170ZM196 212H197V211H196ZM206 212H208L207 209H206ZM214 212H215V211H214ZM214 212H213V214L215 215L216 212H215V213H214ZM234 212H235V211H234ZM24 213L26 214V211H25ZM62 213H63V212H62ZM62 213H59V214L61 215ZM81 213H82V214H81ZM93 213H92V215L95 216V214H93ZM110 213H111V212H110ZM110 213H109V215H110ZM149 213H150V212H149ZM149 213H148V214H149ZM153 213H154V212H153ZM160 213H161V212H160ZM173 213H174V216H175V215H176V214H175L176 212H173ZM211 213H212V212H211ZM8 214H10V213L8 212L7 214H5V216L7 215V216H6L7 219H9L8 217L10 216V215H8ZM27 214H28V212H27ZM30 214H31V213H30ZM30 214H28V215H30ZM35 214H36V213H35ZM49 214H50V213H49ZM67 214H68V212H67ZM80 214H81V215H80ZM98 214H99V213H98ZM129 214H130V213H129ZM154 214H155V213H154ZM163 214H164V213H163ZM171 214H172V213H171ZM171 214H170V215H171ZM188 214H189V213H188ZM188 214H187V215H188ZM206 214H207V213H206ZM213 214H212V215H213ZM233 214H234V213H233ZM1 215H2V213H1ZM28 215H26L25 218H26ZM31 215H32L33 217H32ZM31 215H30V216L32 217V220H33V218H34L35 215H33V213H32ZM47 215H48V214H47ZM57 215H56V216H57ZM102 215H104V214H102ZM111 215H113V212H112ZM111 215H110V216H111ZM155 215H156V214H155ZM168 215H169V214H168ZM168 215H167V216H168ZM170 215H169V216H170ZM190 215H191V213H190ZM220 215H221V214H220ZM220 215H219V216H218V215H215V216H216V218H215V223H213V221H212V224H210V225H212V229H213V228H216V227H213V226L216 225V223L218 222V219L221 220ZM248 215H249V214H248ZM254 215H255V214H254ZM12 216H13V214H12ZM14 216H13V218H14ZM37 216H38V215H37ZM50 216H54V215H50ZM56 216H55L54 218H56ZM67 216H68V215H67ZM73 216H74V215H73ZM82 216H83V215H82ZM82 216H81V217H78V216H77V217H76V220H77V218H78V220L81 219ZM94 216H93V217H94ZM163 216H165V215H163ZM169 216H168V218H169ZM172 216H173V215H172ZM176 216H177V215H176ZM183 216H184V215H183ZM215 216H213V217L210 216V219L213 218V220H214V217H215ZM217 216H218L219 218H218ZM45 217H46V216H45ZM59 217H60V216H59ZM61 217H62V216H61ZM68 217H69V216H68ZM88 217H89V216H88ZM90 217H91V215H90ZM90 217H89V219H90ZM104 217H105V216H104ZM104 217H103V220H104ZM107 217L109 218V216H106V218H107ZM111 217H115V216L113 215V216H111ZM170 217H171V216H170ZM201 217H202V216H201ZM229 217H231V216H229ZM237 217H238V219H239V216H237ZM6 218L2 216L1 219H4V221H5ZM18 218H20V219H18ZM22 218H23V220H24V223L22 222ZM28 218H30V217H28ZM28 218H26V219H28ZM51 218H52V217H51ZM64 218H65V217L63 216L62 219H58L57 222L61 223V222H62L61 220H64ZM83 218L85 219L86 217H83ZM83 218H82V219H83ZM94 218H95V217H94ZM98 218H100V217H98ZM98 218H97V219H98ZM101 218H102V217H101ZM108 218H107V220L105 219L104 221H108ZM136 218H137V217H136ZM139 218H140V217H139ZM163 218H164V217H163ZM174 218H177V220H179L178 217H174ZM182 218H183V217H182ZM187 218H188V217H187ZM202 218H203V217H202ZM233 218H234V217H233ZM250 218H251V217H250ZM66 219H67V218H66ZM89 219L86 218V220H89ZM109 219H110V218H109ZM114 219H115V218H114ZM114 219H113V222H115ZM164 219H165V218H164ZM169 219H170V218H169ZM207 219H208V218H207ZM235 219H236V217H235ZM252 219H253V218H252ZM9 220H10V219H9ZM19 220H20L22 226L24 225L23 227L20 225ZM51 220H52V219H51ZM51 220H50V222L52 223ZM56 220H57V219H56ZM56 220L54 219V221H56ZM67 220H68V219H67ZM70 220H71V219H70ZM92 220H93V219H92ZM98 220H99V219H98ZM146 220H147V219H146ZM175 220H176V219H175ZM203 220H205V219H203ZM220 220H219V222H220ZM6 221H8V220H6ZM12 221H13V220H12ZM14 221H13V222H14ZM46 221H48V220H46ZM54 221H53V223H55ZM65 221H66V220H65ZM71 221H72V220H71ZM96 221H97V220H96ZM101 221H102V220H101ZM101 221L98 222V224H100ZM111 221H112V220H111ZM116 221H117V220H116ZM166 221H168V219H166ZM166 221H164V222H166ZM171 221H172V222H171ZM206 221H207L208 223H210L208 220H206ZM228 221H229V220H228ZM231 221H232V219H231ZM231 221H230V223H231ZM235 221H238V220L236 219ZM235 221H233V222H235ZM252 221H253V220H252ZM8 222H9V221H8ZM28 222H29V219H28ZM30 222H31V221H30ZM74 222H75V219H74ZM169 222H170V223H169ZM169 222H167V223H169L170 225H172V224H173V218L170 219ZM176 222H178V221H176ZM176 222H174V223H175L176 225H178ZM201 222L203 223L204 221H201ZM219 222H218V223H219ZM247 222H248V221H247ZM254 222H255V221H254ZM254 222H253V223H254ZM3 223H5V222H3ZM6 223H7V222H6ZM17 223H18V224H17ZM59 223H55V224H57L58 226H57V225H56V227H55L54 225H53V226H54L55 228L58 227V229H59V226H60ZM62 223H63V222H62ZM80 223H81V221H80ZM80 223H79V224H80ZM102 223H103V222H102ZM102 223H101V224H102ZM105 223H106V222H105ZM146 223H147V222H146ZM150 223H151V221H150ZM171 223H172V224H171ZM29 224H30V223H28V225H29ZM74 224H75V223H74ZM74 224H72V226H73ZM82 224H83V223H82ZM101 224H100V225H101ZM103 224H104V223H103ZM116 224H117V223H116ZM116 224H115V225H116ZM158 224H159V223H158ZM165 224H166V223H165ZM165 224H164L163 226H165ZM180 224H181V223H180ZM203 224H204V223H203ZM213 224H214V225H213ZM28 225H27V226H28ZM43 225H45V223H43ZM80 225H81V224H80ZM80 225H79V226H80ZM84 225H85V224H84ZM86 225H87V224H86ZM89 225H92V224H89ZM112 225L114 226V224H111V226H112ZM148 225H149V224H148ZM151 225H152V224H151ZM151 225H150V226H151ZM181 225H182V224H181ZM200 225H202V224L200 223ZM225 225H226V223H225ZM232 225H233V224H232ZM247 225H248V224H247ZM18 226H17V228H18ZM51 226H52V224H51ZM70 226H71V224H70ZM75 226L77 227V223H76ZM118 226H119V225H117V227H118ZM150 226H147V225H146V227H147L146 229H148V227H149V229H150V228H151ZM166 226L168 227L169 225H166ZM217 226H218V225H217ZM219 226H221V225H219ZM228 226H230V225H228ZM245 226H246V224H245ZM7 227H8V226H7ZM29 227H30V226H28L27 228H29ZM43 227H44V226H43ZM54 227H52V228L55 229ZM62 227H63V226H62ZM64 227H65V225H64ZM66 227H67V226H66ZM76 227H75V229H76ZM80 227H82V226H80ZM80 227H79V228H80ZM90 227H91V226H90ZM101 227H102V225L100 226V228H101ZM105 227H106V226H105ZM158 227H159V226H158ZM171 227H172V230H174V229H175V231L177 230L175 226H174V227L171 226ZM171 227H168V228L171 229ZM202 227H203V226H202ZM100 228H99V230H100ZM107 228H108V227H107ZM113 228H114V227H113ZM113 228H112V229H113ZM118 228H119V227H118ZM126 228H127V227H126ZM137 228H138V227H137ZM163 228H164V227H163ZM179 228H180V227H179ZM198 228H199V226H198ZM207 228H208V227H207ZM210 228H211V226H210ZM24 229H25V228H24ZM24 229H21V230H24ZM58 229H57V230H58ZM73 229H74V227H72L71 230H73ZM83 229H84V231H85L86 228H83ZM95 229H96V228H95ZM101 229H105V228L102 227ZM149 229L147 230L146 233H149V232H150ZM152 229H153V228H152ZM223 229H224V228H223ZM228 229H229V228H228ZM245 229H246V228H245ZM245 229H244V231H246ZM44 230H45V228H44ZM51 230H52V229H51ZM163 230H164V229H163ZM205 230H206V229H205ZM210 230H211V229H210ZM215 230H216V229H214L213 231H215ZM221 230H222V229H221ZM237 230H238V229H237ZM4 231H5V230H4ZM7 231H8V230H7ZM37 231H38V230H37ZM49 231H50V230H49ZM52 231H55V230H52ZM81 231H83V230H81ZM101 231H102V230H101ZM106 231H108V230H104V232H106ZM140 231H141V230H140ZM144 231H145V230H144ZM155 231H156V230H155ZM159 231H160V234H162V233H161V230H159ZM194 231H195V230H194ZM219 231H220V230H219ZM247 231H248V230H247ZM22 232H23V231H22ZM22 232H21V233H22ZM59 232H60L61 234L63 233V229H62V232H61V227H60L59 231H55V232H51V233H53V236L55 237L54 234H57V233H59ZM69 232H70V230H69ZM76 232H77V231H76ZM104 232L102 231L103 234H104ZM153 232H154V229H153V231L150 233L151 236L149 235V237L151 238L150 241L152 242V244H151L152 246H153V245H158V243H160L161 240H162L161 238H163V235H162L161 238H160V236L158 237L159 234H158L157 232H154V233H156L157 236L154 235ZM162 232H163V231H162ZM179 232H180V231H179ZM208 232H209V231H207V232L205 231V233H208ZM228 232H229V231H228ZM228 232H226V233H228ZM248 232H250V230H249ZM19 233H20V232H19ZM60 233H59V234H60ZM72 233H75V232L73 231ZM86 233H87V232H86ZM88 233H89V231H88ZM109 233H110V232H109ZM152 233H153V234H152ZM170 233H171V232H170ZM170 233H169V234H170ZM192 233H193V232H192ZM213 233H214V232H212V234H213ZM216 233H217V232H216ZM216 233H214V234H216ZM226 233H225V234H226ZM1 234H2V233H1ZM40 234H41V233H40ZM59 234L56 235L55 238L58 239V238H59ZM70 234H71V233H70ZM70 234H68V235H70ZM75 234H76V233H75ZM103 234H102V235H103ZM106 234H107V232H106ZM110 234H111V233H110ZM164 234H165V232H164ZM169 234H168V236H169ZM175 234H177L176 237H175ZM175 234H174V237H175V239H176L177 236H178V232H176ZM217 234H218V233H217ZM217 234H216V235H217ZM243 234H244V232H243ZM245 234H246V233H245ZM43 235H44V234H43ZM71 235H73V234H71ZM71 235H70V236H71ZM77 235H78V234H77ZM77 235H74L75 237L73 236L72 239H69V238H71V237H69L68 239H69L70 241H72L73 239L76 240V238H78ZM146 235H147V234H146ZM152 235L155 236V239H157V237H158L157 240H159V239H161V240L158 241V242H155V243L153 244V242H154V241H157V240L153 239V238H152V237H153ZM165 235H166V234H165ZM208 235H209V234H208ZM219 235H220V234H219ZM230 235H231V234H230ZM230 235H229V236H230ZM247 235H248V234H247ZM12 236H13V235H12ZM14 236H18V235L15 234ZM57 236H58V237H57ZM60 236H61V235H60ZM65 236H67V233H66V232H65ZM80 236H81V235H80ZM109 236H110V235H108V237H109ZM143 236H144V235H143ZM220 236H221V235H220ZM249 236H250V235H249ZM21 237H22V236H21ZM38 237H39V236H38ZM45 237H46V236H45ZM54 237H53V239H55ZM84 237H85V236H84ZM97 237H98V236H97ZM103 237H104V236H103ZM138 237H139V235H138ZM164 237H166V236H164ZM179 237H180V236H179ZM227 237H228V236H227ZM241 237H243V236H241ZM15 238H16V239H15ZM18 238H20V235H19ZM41 238H42V237H41ZM79 238L81 239V237H79ZM79 238H78V240H79ZM98 238H99V237H98ZM104 238H105V237H104ZM146 238H147V239H150V238H148V237H146ZM168 238H169V237H168ZM170 238H171V240L174 239L173 237H170ZM172 238H173V239H172ZM217 238H218V237H217ZM231 238H233V237H231ZM243 238H244V237H243ZM14 239H15V241L17 240V241H16V242H17L16 245H19V243H20L21 241H20L19 239H17V237H14ZM61 239H62V237H61ZM63 239H64V237H63ZM85 239H86V238H85ZM85 239H82V240L85 241ZM92 239H93V237H92ZM94 239H96V238H94ZM164 239H166V238H163V240H164ZM175 239H174L173 241H175ZM177 239H179V238H177ZM229 239H230V238H229ZM229 239H228V240H229ZM74 240H73V243L71 242V244H74ZM96 240H97V239H96ZM98 240H99V239H98ZM138 240H140V239H138ZM138 240H137V242H138ZM163 240H162V242H163ZM171 240L169 239V242H170ZM244 240H246V239H244ZM244 240H243V241H244ZM4 241H5V237H4ZM10 241H11V240H10ZM19 241H20V242H19ZM42 241H44V243H45V240H43V238H42ZM42 241H41V242L39 241V242H40L41 244H43ZM53 241L55 242L56 239L53 240ZM59 241H60V240L58 239V240L55 242V244L57 243V245L60 246V245H61L60 242H62V240H61L60 242H59ZM66 241H67V239H66ZM70 241H67V242H66V243H67V246H68V244H70V243H68V242H70ZM88 241H89V237H88ZM143 241H144V240H143ZM167 241H168V240H166V242H167ZM178 241H179V240H178ZM190 241H191V240H190ZM231 241H232V240H231ZM249 241H250V240H249ZM49 242H50V241H49ZM64 242H65V240H64ZM64 242H63V244H64ZM76 242H78V241H76ZM76 242H75V244H76ZM85 242H86V241H85ZM90 242H91V241H90ZM96 242H97V241H96ZM144 242H145V241H144ZM144 242H143V243H144ZM151 242H149V243H151ZM162 242H161V243H162ZM166 242H165V247H167V244H168V242H167V243H166ZM228 242H230V241H228ZM245 242H246V241H244V243H245ZM13 243H15V242H13ZM31 243H33V242H31ZM31 243H30V244H31ZM35 243H36V242H35ZM40 243H39V244H40ZM50 243H51V242H50ZM50 243H49V244H50ZM100 243H101V242H100ZM135 243H136V242H135ZM156 243H157V244H156ZM161 243H160V246L158 245V246H155V247L153 246V247L156 249V247H161V246H163L164 242H163L162 244H161ZM241 243H242V242H241ZM247 243H248V242H247ZM21 244H22V243H21ZM55 244H54V245H55ZM63 244H62V245H63ZM75 244H74V245H75ZM78 244L80 245V242H79ZM137 244H139V243H137ZM140 244H141V243H140ZM146 244H148L147 241H146ZM179 244H180V243H179ZM229 244H230V243H229ZM3 245L6 246L7 244H3ZM8 245H9V244H8ZM12 245H13V244H12ZM57 245H55V246L58 247ZM62 245H61V246H62ZM64 245L66 246V244H64ZM88 245H89V244H88ZM90 245H91V244H90ZM134 245H135V244H134ZM177 245H178V244H177ZM181 245H182V244H181ZM242 245H243V243H242ZM242 245H241V246H242ZM40 246H41V245H40ZM49 246H50V245H49ZM55 246H54V247H55ZM61 246H60V248H61ZM67 246H66L65 249H66V250H70V247L67 249ZM72 246H73V245H71V248H72ZM85 246H86V245H85ZM93 246H94V245H93ZM152 246H151V247H152ZM225 246H226V245H225ZM16 247H17V246H16ZM16 247H14V248H16ZM18 247H19V246H18ZM29 247H30V246H29ZM32 247H33V245H32ZM38 247H39V246H38ZM38 247H37V248H38ZM46 247H47V246H46ZM54 247H53V248H54ZM62 247H63V246H62ZM80 247H81V246H80ZM80 247H79V248H80ZM91 247H92V246H91ZM105 247H106V246H105ZM138 247H141V245H140V246H137V248H138ZM142 247H143V246H142ZM148 247H149V246H148ZM153 247H152V248H153ZM8 248H9V247H8ZM81 248H82V247H81ZM83 248H84V247H83ZM86 248H87V247H86ZM86 248H84V249H86ZM152 248H151V250H155L154 248H153V249H152ZM162 248H164V246H163ZM162 248H161V249H162ZM169 248H170V246H169ZM173 248H174V246H173ZM241 248H242V247H241ZM9 249H11V248H9ZM35 249H36V248H35ZM35 249H34V251L37 253L38 251H36L37 249H36V250H35ZM57 249H58V248H56V250H57ZM84 249H82V251H83ZM144 249H146V248H144ZM144 249H142V250H143V255H142V256H146V253H147V251L144 250ZM158 249H160V248H157L156 250L158 251ZM161 249H160V251H161ZM248 249H249V248H248ZM25 250H28V249L25 248ZM38 250H39V249H38ZM44 250H45V249H44ZM66 250H65V253H68V251L66 252ZM77 250H78V249H77ZM93 250H94V249H93ZM140 250H141V249H138L137 252H139ZM148 250H150V249H148ZM151 250H150V251H151ZM156 250L154 251L155 253H156ZM167 250H168V249H167ZM9 251H10V250H8V252H9ZM20 251H21V250H20ZM34 251H33V252H34ZM60 251H61V250L59 249V253H60ZM62 251H63V250H62ZM62 251H61V252H62ZM74 251H75V249H74ZM85 251H86V250H85ZM135 251H136V250H135ZM144 251H145L146 253H145ZM150 251H149V252H150ZM160 251L157 252V253H159V254H157L155 257H158V255L160 256V253L163 252V251H162V252H160ZM164 251H165V249H164ZM172 251H173V250H172ZM180 251H181V249H180ZM196 251H197V250H196ZM230 251H231V250H230ZM242 251H243V250H242ZM247 251H249V250H247ZM23 252H24V251H23ZM28 252H29V251H28ZM28 252H27V253H28ZM33 252H32V253H33ZM35 252H34V253H35ZM57 252H58V250H57L55 253H57ZM72 252H73V251H72ZM83 252H84V251H83ZM149 252H148V254L150 255L151 253H149ZM154 252H153V254H154ZM168 252H169V250H168ZM170 252H171V250H170ZM181 252H182V251H181ZM192 252H193V251H192ZM263 252H264V251H263ZM17 253H19V252H17ZM17 253H16V254H17ZM34 253H33V254H34ZM49 253H50V252H49ZM51 253H52V252H51ZM51 253H50V254H51ZM53 253H54V251H53ZM77 253H79V252H77ZM163 253H164V252H163ZM165 253H166V252H165ZM172 253L175 254L174 252H172ZM178 253H179V252H178ZM226 253H227V252H226ZM247 253H248V252H247ZM247 253H245V254H247ZM9 254H10V253H9ZM33 254H32V255H33ZM38 254H39V253H38ZM69 254H70V253H69ZM81 254H83V253H81ZM136 254H138V253H136ZM141 254H142V251H141ZM141 254H138V255L141 256ZM144 254H145V255H144ZM166 254H167V253H166ZM179 254H180V253H179ZM199 254H200V253H199ZM262 254L264 255V253H262ZM262 254H260V256H262ZM24 255H25V254H24ZM51 255H53V254H51ZM58 255H59V254H58ZM67 255H68V254H67ZM73 255H74V254H73ZM138 255H137V257H139ZM162 255H163V254H162ZM201 255H202V254L199 255L200 258H201ZM9 256H10V255H9ZM11 256H12V255H11ZM14 256H15V255H14ZM26 256H27V254H26ZM26 256H25V257H26ZM30 256H31V255H30ZM55 256L58 257L56 254H55ZM55 256H54V257H55ZM71 256H72V253H71ZM75 256H76V255H75ZM75 256H73V257H75ZM79 256H80V258H81L83 255H82V256L79 255ZM79 256H78V257H79ZM87 256H88V255H87ZM147 256H148V255H147ZM147 256H146V257H147ZM150 256H153V255H150ZM163 256H164V255H163ZM174 256H175V255H174ZM179 256H180V255H179ZM197 256H198V255H197ZM258 256H259V254H258ZM260 256H259V257H260ZM19 257L21 258V256H19ZM19 257H18V258H19ZM37 257H38V255H37ZM78 257H77V258H78ZM166 257H167V256H166ZM203 257H204V256H202V258H203ZM33 258L36 259L35 256H33ZM38 258H39V257H38ZM58 258H60V256H59ZM142 258H143V257H142ZM147 258H148V257H147ZM147 258H146V259H147ZM151 258H152V257H151ZM151 258L149 257V259H151ZM158 258H159V257H158ZM158 258H157V259H158ZM161 258H162V256H161ZM255 258H256V257H255ZM255 258H254V259H255ZM257 258H258V257H257ZM10 259H14V257H13V258L11 257ZM26 259H28V257H26ZM35 259H34V260H35ZM39 259H40V258H39ZM63 259H64L63 261L66 260V258H64V257H63ZM68 259H69V258H68ZM72 259H74V258H72ZM78 259H79V258H78ZM82 259H83V258H82ZM139 259H141V257H140ZM153 259H154V258H153ZM159 259H160V258H159ZM159 259H158V260H159ZM262 259H263V257H262ZM29 260H30V259H29ZM32 260H33V259L31 258V261H32ZM34 260H33V261H34ZM54 260H55V259H54ZM58 260H59V259H58ZM58 260H57V263H56V264H59V263H60V260H59V261H58ZM80 260H81V259H80ZM86 260H87V259H86ZM158 260H156V261L158 262ZM199 260H201V259H199ZM214 260H215V259H214ZM246 260H247V259H246ZM260 260H261V259H260ZM260 260H259V261H260ZM11 261H12V260H11ZM22 261H23V259H22ZM27 261H28V260H27ZM31 261H29V263H31ZM37 261H38V259H37ZM55 261H56V260H55ZM63 261H62V264H65V263H63ZM75 261H76V260H75ZM153 261H154V260H153ZM159 261H160V260H159ZM202 261H203V260H202ZM202 261H201V262H202ZM256 261H257V260H256ZM34 262H35V261H34ZM53 262H54V261H53ZM58 262H59V263H58ZM78 262H79V261H78ZM139 262H140V260H139ZM147 262H148V261H147ZM160 262H161V261H160ZM160 262H159V264H160ZM172 262H173V261H172ZM11 263H12V262H11ZM13 263H14V262H13ZM23 263H24V261H23ZM35 263H36V262H35ZM35 263H33V264H35ZM73 263H74V262H73ZM95 263H97V262H95ZM175 263L177 264L176 261H175ZM258 263H259V262H257L256 264H258ZM17 264H18V263H17ZM38 264H40V260H39V263H38ZM77 264H78V263H77ZM81 264H82V263H81ZM83 264H84V262H83ZM150 264H151V263H150ZM259 264H264V263L261 261Z\"/></svg>","mask_w":264,"mask_h":264}]
</instances>
